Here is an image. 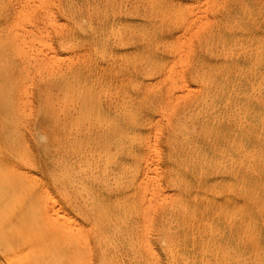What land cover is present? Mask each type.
I'll return each mask as SVG.
<instances>
[{
	"label": "rangeland",
	"instance_id": "374dc122",
	"mask_svg": "<svg viewBox=\"0 0 264 264\" xmlns=\"http://www.w3.org/2000/svg\"><path fill=\"white\" fill-rule=\"evenodd\" d=\"M169 1L170 0H127V1L126 0H60V1L59 0H39V1L38 0H28V1L27 0H23V1L22 0H0V9H1V7L4 8V9L0 10V28H1L0 29V31H1L0 32V45L2 44V46H3V47L2 46L0 47V54L2 51H4V49L6 50V53H7V54H5V52H2L1 55L3 58L0 57V60H1L0 61V76L3 75L2 77H0V113L2 111V113L0 114L1 115L0 116V123H1L0 124V131H2V133H0V136H3V137H0V142L3 141V143H4L3 145H2V143H0V195H1L0 196V264H121V263L122 264H124V263L125 264H148V263L149 264H164V263L170 264V262H172L171 264H175V261L178 264H264V234H263L264 228L262 229V226L264 225V178H263L264 177V171H263L264 170V138H263L264 137V129H263L264 128V116H263L264 115V91H263L264 85H263V83L261 84V82H264V69L261 68L264 65V62H263L264 61V45H263L264 44V40H263L264 39V28H263L264 27V18H263L264 8H262V7H264V0H250V1H247V0H240V1L235 0V1H233V0H231L233 2H231V1L229 2L228 0H219V2H218V0H208L207 2L204 0H191V1L190 0H185V1L184 0H171L170 2ZM202 1H204V2H202ZM254 1H256L255 5H253ZM40 2H42V3H40ZM101 2H102V4H101ZM252 2H253V4H252ZM221 3L222 4L224 3L223 6ZM233 3L236 4L237 6H235ZM200 4H202V5H200ZM127 5H128V7H127ZM225 5H226V7H225ZM227 5H228L229 9H227L228 8ZM239 5L242 7V9ZM188 6H189V8H188ZM26 7L28 10H26ZM30 7H32V8H30ZM55 7H57V8H55ZM223 7H225V8H223ZM24 8H25V10H24ZM46 8H48V9H46ZM114 8H115V10H114ZM116 9H118V10H116ZM190 9H191V11H190ZM196 9L198 12L196 11ZM224 9H226V10H224ZM107 10H109V12ZM141 10H143V11L141 12ZM146 10H148V11H146ZM218 10L219 11L221 10V11L219 12ZM223 11L224 12L226 11V12L224 13ZM229 11H232L231 12L232 14ZM23 12H25V13H23ZM96 12H97V14H96ZM101 12H103V13L100 14ZM136 12H137V14L139 12V15H138L139 17L137 16V14H135ZM146 12H147V15L145 14ZM189 12H190V14H189ZM1 13H2V15H1ZM60 13H61V15H60ZM141 13H143V14H141ZM219 13L222 14V17ZM238 13H239V15H238ZM21 14H23V15H21ZM140 14H141V16H140ZM6 15H7V18H6ZM143 15H145V16H143ZM20 16H24V17H20ZM27 16H29V17H27ZM44 16H45V18H44ZM126 16H127V18H126ZM243 16L245 19L243 18ZM8 17H10V18H8ZM119 17H121V18H119ZM137 17H138V19H137ZM141 17H143V18H141ZM241 17H242V19H241ZM28 18H29V20H28ZM112 18H113V20H112ZM125 18L127 21L125 20ZM139 18H141V20ZM236 18H237V20H236ZM66 19H68V20H66ZM70 19H72V20L70 21ZM114 19H115V21H114ZM121 19H123V21ZM200 19H201V21H200ZM144 20H146V22ZM147 20H148V24L151 23V24H149L150 26L146 24ZM250 20H251V22H250ZM69 21H70V23H69ZM103 21H104V23L102 24ZM194 21L197 25L194 23ZM225 21L227 24L225 23ZM182 22H183V24H182ZM205 22H207V23L205 24ZM234 22H236L235 25H234ZM9 23H11V24H9ZM16 23L18 24V27H17ZM47 23H48V25H47ZM49 23H51V24H49ZM198 23H199V25H198ZM220 23H221V25H223L222 27L224 30L221 29L222 27H221ZM38 24H40V25H38ZM99 24H102V25L100 26ZM116 25H118V26H116ZM213 25H214V27H213ZM34 26L36 27V30H35ZM261 26H262V28H261ZM31 27H32V29H31ZM71 27L72 28L74 27L73 31H72ZM167 27H169V28H167ZM231 27L232 28L234 27V28L232 29ZM255 27H256V30L258 32L255 30ZM5 28L7 31L5 30ZM20 28H22V29H20ZM44 28L48 29V30H45ZM103 28H104V31L102 30ZM147 28H148V30H147ZM236 28H237V30H235ZM3 29L5 30V32ZM97 29L99 30V32ZM105 29H107V31ZM110 29H112V30H110ZM118 29L120 32L118 31ZM136 29H137V31H136ZM169 29H170V31H169ZM197 29H198V31H196ZM29 30L34 31L32 33L33 34L35 33L37 35V39L36 38L34 39L32 37L33 38L32 41L34 43H32V41H29V40H31L30 34H32V33H30ZM86 30H88V32ZM90 30L92 32L94 31L95 33L94 32L92 33ZM132 30H134L133 33L135 35L132 33ZM218 30L220 32L221 31L222 32L220 33ZM253 30L255 32H252ZM18 31H20V32H18ZM233 31H234V33H233ZM239 31L240 32L242 31V33L240 34ZM90 32H91V34H90ZM114 32L116 33L115 35H114ZM119 33H121L120 35L122 36V37L120 36L121 40L117 39V38H119ZM178 33H179V35H178ZM202 33L204 35H202ZM35 34H34V37H36ZM68 34H69V36H68ZM189 34H190V36H189ZM95 35L97 38L95 37ZM104 35H105V37H104ZM116 35H118V36H116ZM184 35L187 36V38ZM236 35H238V36H236ZM250 35H252V36H250ZM136 36H137V38H136ZM22 37L27 38V39H25V42L26 43L28 42V45L26 44L27 46H25V44L22 43V42H24V41H22L23 39H21ZM76 37H77V40L75 41ZM233 37H235L236 39ZM18 38H20V41H22V42H19ZM28 38H30V39H28ZM38 38H40V39H38ZM131 38L135 39V40L132 41ZM209 38L210 39L212 38V39L210 40ZM245 38H246V41H245ZM144 39H146V40H144ZM170 39H172V40H170ZM256 39H257V41H256ZM88 40H90V41H88ZM197 40H198V42H197ZM235 40H237V41L235 42ZM58 41H59V43H58ZM217 41H218V43H217ZM63 42H65V43H63ZM132 42H134V43H132ZM68 43H69V45H68ZM84 43H86V45H83ZM91 43H92V45H91ZM213 43H215V44H213ZM32 44H34L35 46L32 47ZM80 44H81V46H80ZM180 44L182 47L180 46ZM208 44L209 45L213 44V45L209 46ZM237 44H238V46H237ZM20 45H21V48H20ZM22 45H23V49H22ZM186 45H187V48L184 49ZM29 46H31V47H29ZM168 46H170V47H168ZM175 46H176V48H175ZM198 46H199V48H198ZM225 46H226V48H225ZM24 47L29 48V49H26ZM146 47H148V48H146ZM204 47H205V49H204ZM31 48H32V50H31ZM132 48L133 49L135 48L134 51ZM144 48H146L148 51L145 49L147 51L146 52L144 50ZM212 48L214 50L215 49H217V50H215L213 53ZM25 49L27 50V52ZM154 49H156V50H154ZM220 49H221V51H220ZM237 49H239V50H237ZM114 50H115V53L113 52ZM201 50H202L203 54H202ZM235 50H237V51H235ZM28 51H30L31 54H27ZM70 51H72V52H70ZM73 51H74V53H73ZM98 51H100V52H98ZM8 52H9V55H8ZM24 52H26V53H24ZM37 52H39V53H37ZM151 52L155 55H153ZM164 52H166V54ZM225 52H227V53H225ZM242 52H244V53H242ZM248 52L250 54H247ZM45 53H47V55ZM52 53L54 55H52ZM83 54H84V56H83ZM95 54H97V55H95ZM99 54L102 55V57ZM55 55H56V57H55ZM90 55H92L93 57L91 56L92 57L91 58ZM107 55H108V57H107ZM112 55H114V56H112ZM149 55H151V56H149ZM165 55H166V57H165ZM176 55L178 56V59H177ZM27 56H28V58H27ZM60 56H62V57L66 56V57L64 59L62 57L59 58ZM233 56H234V58H233ZM245 56H246V58H245ZM254 56H255V58H254ZM67 57H68V59H67ZM143 57H144V59H143ZM242 57H244L245 59ZM29 58H30V60H29ZM49 58H51L52 61H53V59L54 60L56 59L53 62H55L54 64L57 63L56 64L57 68H56V65H53V63L51 61L50 62L48 61ZM57 58H59L60 61L57 60ZM70 58L73 61H71ZM102 58H103V60H102ZM127 58H128V60H127ZM145 58H146V60H145ZM44 59H45L46 63H47V61L49 63L46 64L44 62ZM131 59L134 63L131 61ZM182 59H184V60H182ZM61 60H63V62ZM69 60H70V62H69ZM84 60H85V62H84ZM160 60H162V61H160ZM25 61H27V63H28V61L31 62V63L30 62L28 63V64H30L29 68H28V65H26L27 63ZM40 61H41V63H40ZM107 61H109V62H107ZM143 61L145 62V64H143ZM232 61H234V63ZM88 62H89V64H87ZM123 62H126V63H123ZM111 63H112V65H111ZM118 63H121V64H118ZM50 64H51V66H53L52 68L49 67ZM113 64H114V66H113ZM140 64H141L142 68L140 67ZM165 64H167V65H165ZM23 65L24 66L26 65V66L24 67ZM84 65H86V66H84ZM125 65H126V67L123 68ZM138 65H139V67H138ZM158 65H159V67H158ZM231 65H232V67H231ZM106 66H107V69H106ZM116 66H118L120 68V71L118 69L117 72L116 71L113 72L114 70H116L118 68ZM226 66H228V67H226ZM243 66L245 68H243ZM58 67H59V69H58ZM156 67H157V69H161V70H157ZM229 67H231V68H229ZM18 68H20V69H18ZM139 68H141L142 71ZM80 69H81V71H80ZM85 69L87 71H85ZM128 69H129V72H128ZM137 69L140 71H138ZM232 69H234V70H232ZM235 69H236V71H235ZM242 69H244V70H242ZM252 69H253V72H252ZM92 70H93V72H92ZM132 70H134V73ZM255 70H257V71H255ZM42 71H44V72H42ZM53 71H54V73H53ZM60 71H61V73H60ZM123 71L124 72L126 71L125 73L127 76L125 75V73ZM188 71L192 75H190L188 73ZM238 71H240V73ZM6 72L8 75L6 74ZM45 72H47V73H45ZM153 72H155V74H157V75H154ZM170 72L172 73L173 78H172ZM10 73H12V74L10 75ZM25 73H26V75H25ZM82 73H84L85 75ZM104 73H106L108 76ZM127 73H129V75ZM201 73H203L204 75H201ZM234 73H235V76H234ZM40 74H41V76H40ZM96 74H98V76ZM110 74H111V77H110ZM112 74H113V76H112ZM118 74L119 75L121 74V75L119 76ZM152 74H153V76H152ZM188 74H189V77L191 76L193 78L187 77ZM196 74L197 75L199 74L198 75L199 77H197ZM218 74H219V76H218ZM248 74L250 77H248ZM38 75H39V77H38ZM50 75H52L50 77L51 79L49 78ZM158 75H160V76H158ZM239 75L241 76V78ZM22 76H24V77H22ZM59 76H61V77L63 76V77L61 78ZM102 76H103V78H102ZM164 76H165V78H164ZM178 76H179V78H178ZM181 76L183 78H181ZM200 76H202V77L204 76L203 79ZM113 77H114V79H113ZM142 77L145 79H143ZM258 77H259V79H258ZM3 78H5V79H3ZM10 78H13V79L11 80ZM52 78L56 79L55 80L56 83ZM82 78H84V79L82 80ZM118 78H120V79H118ZM124 78H125V80H124ZM168 78H171L170 81ZM196 78H198V79H196ZM47 79H49V80L47 81ZM60 79H61V82L64 81V83L60 82L61 83L60 84L59 83ZM96 79H97V81H96ZM102 79H103V81H102ZM134 79H136V80H134ZM139 79H140V82H139ZM151 79H152V81H151ZM189 79L191 81L193 79V81L191 82ZM194 79H196V81ZM199 79H201L202 81H200ZM253 79H254V81H253ZM17 81H18V83H17ZM149 81L151 82V84ZM155 81H157V82H155ZM159 81H161V82H159ZM12 82L16 86H14L12 84ZM129 82H131V83H129ZM212 82H215V83H212ZM154 83H156V84L158 83L157 86ZM194 83H195V85H194ZM115 84H116V86H115ZM163 84H165V85H163ZM250 84H253L254 86L251 87ZM147 85H150V86L147 87ZM162 85L166 88H163ZM181 85H183L184 87ZM217 85H218V89H219V90L217 89L218 92L216 91ZM62 86H64V87H62ZM151 86H152V88H151ZM161 86H162V89H161ZM168 86H169V88H168ZM177 86H178V88H177ZM214 86H215V90L213 88ZM78 87H80V88H78ZM129 87H130V89H129ZM224 87L225 88L227 87L226 90ZM257 87H259V91H258L259 93L257 92V89H258ZM12 88H14L15 90ZM92 88H94V89L92 90ZM126 88L128 90H124ZM251 88H254V89L251 90ZM109 89L111 91H109ZM157 89L158 90L161 89L162 93L160 92V90L157 91ZM163 89L165 92L163 91ZM229 89H231V90H229ZM246 89L247 90L250 89V91H247ZM125 91H127V92H125ZM128 91L129 92L131 91V93L129 94ZM172 91H173V94H172ZM228 91H229V95H228ZM2 92H4V93L2 94ZM108 92H109V94H108ZM117 92H118V94H117ZM156 92L158 95L156 94ZM181 92H183V93H181ZM219 92H220V94H219ZM39 93H40V96H39ZM121 93H122V95H121ZM174 93H176V95H174ZM103 94H105V95H103ZM149 94L151 95L150 99L153 103L149 99V97H150ZM177 94H179V95L177 96ZM255 94L257 96H255ZM25 95L27 97H25ZM127 95L129 97H127ZM147 95H148V99H147ZM170 95L173 99L170 97ZM1 96H2V98H1ZM104 96H106V97L104 98ZM113 96H114V98H113ZM132 96H133V99H132ZM177 97L179 98L178 100H177ZM139 99H141V100H139ZM235 99L237 101H235ZM38 100H39V102H38ZM63 101H64V103H62ZM89 101H90V103H89ZM129 101H130V103H129ZM156 101H157V103H156ZM104 102H106V103H104ZM112 102H114V103L112 104ZM131 102H132V104H131ZM159 102H160V104H159ZM235 102H236V104H235ZM6 103L8 104V106ZM45 103H46V105H45ZM77 103H79V104H77ZM151 103H152V105H151ZM181 103H183L182 104L183 106L181 105ZM229 103H233V104H229ZM124 104H125V106H124ZM148 104L151 106H147ZM202 104H204V105H202ZM209 104H210V106H209ZM228 104H229V106H227ZM41 105H44V107L43 106L41 107ZM55 105H56V107H55ZM113 105L116 107L115 109H114ZM145 105H146V107H145ZM120 106H122V107H120ZM73 107L76 108L77 110L74 109ZM107 107H108V109H107ZM110 107H112L113 109ZM161 107L163 109H161ZM223 107H224V109H223ZM40 108H42L43 110ZM122 108H124V110ZM158 108L160 109V111ZM206 108L207 109L209 108L210 110L209 109L207 110ZM110 109H112V110H110ZM139 109H142V110H139ZM204 109H205V111H204ZM245 109H246V111H245ZM20 110L24 113V115L22 112H20ZM155 110H157V111H155ZM161 110H162V112H161ZM192 110L194 112H192ZM230 110H232L231 111L232 113L230 112ZM233 110H235V111H233ZM113 111H115V112H113ZM187 111L188 112L191 111V112L188 113ZM225 111H226V113H225ZM253 111H254V113H253ZM11 112H13V113H11ZM56 112H57V114H56ZM61 112H62L64 117L62 116ZM66 112H68V113H66ZM149 112H151L152 114ZM165 112H166V114H165ZM238 112H239V114H238ZM119 113H120V115H119ZM154 113L156 116L154 115ZM201 113H203V114H201ZM229 113H230V115H229ZM7 114L9 116H7ZM138 114H140V115L138 116ZM143 114L146 116H144ZM173 114H175V115L173 116ZM178 114H179V116H177ZM224 114L226 116H224ZM233 114H234V116H233ZM4 115L7 116V118L9 120ZM19 115L22 117H19ZM67 115H69V116H67ZM121 116H123V117L121 118ZM124 116L126 117V119ZM140 116H142V117L140 118ZM9 117H11V118H9ZM232 117L234 118V120ZM242 117H244V118H242ZM245 117H246V119H245ZM248 117L249 118L251 117V118L249 119ZM19 118L20 119L22 118V121H20ZM146 119H147V121H146ZM172 119H173V121H172ZM175 119H176V122L174 121ZM125 120H127V121H125ZM18 121H19V123H18ZM118 121H120V122H118ZM252 121H254V122H252ZM261 121H263V122H261ZM141 122H143V123L145 122V124H143ZM167 122L169 124L173 125V126L170 125V126H172L173 129L169 126V124ZM236 122H238L240 125ZM173 123L175 125H177V128ZM234 123L236 125L237 124L238 125L234 126ZM77 124H79V125H77ZM95 124L97 125V127ZM123 124L125 126H123ZM144 125H146V126H144ZM208 125H209V127L206 128V126H208ZM38 126H40V127H38ZM69 126H70V128H69ZM217 126H218V128H217ZM240 126H242V127H240ZM255 126H256V128H255ZM9 127H12V128H9ZM94 127H96V129ZM142 127L144 128V130ZM154 127L157 129H155ZM259 127L262 129H260ZM132 128H135V129H133V131H132ZM204 128H206V129H204ZM213 128H214L215 132H214ZM139 129H141L142 131L141 130L139 131ZM255 129L256 130L259 129V131L256 132ZM115 130H116V132H115ZM135 130L137 132H135ZM172 130H174V131H172ZM175 130H176V132H175ZM42 131H44V132H42ZM51 131H52V133H51ZM177 131H178V134H177ZM56 132L59 134H57ZM15 133H16V135H15ZM54 133L58 136L56 137V135ZM153 133L156 135V136H153L154 141L152 138ZM203 133H204V135H203ZM208 133H209V135H208ZM9 134L10 135L12 134V135L10 136ZM52 134L55 136L53 137ZM109 134H110V136H109ZM175 134H177V136ZM180 134H181V136H180ZM259 134H261L262 136ZM18 135H19V137H18ZM113 136H115V137H113ZM10 137H11V139H10ZM124 138H125V140H124ZM129 138H130V140H128ZM59 139H60V141H59ZM69 139H70V141H69ZM144 139H145V141H144ZM149 139H150V142H149ZM213 139L216 142H214ZM79 140H81V141H79ZM189 140H190V142H189ZM52 141L54 144L52 143ZM123 141H125V142H123ZM184 141H185V143L183 144ZM187 141H188V143H187ZM10 142H12V143H10ZM121 142H123V143H121ZM197 142H198V144H197ZM218 142H219V144H218ZM68 143L70 144V146ZM72 143L75 144L76 146L75 145L73 146ZM128 143H129V145H128ZM16 144H18V145H16ZM133 144H134V146H133ZM135 144H136V146H135ZM185 144H186V146H185ZM211 144L212 145L214 144V145L212 146ZM77 145H79L80 148L77 147ZM127 145H128V147H127ZM152 145H155L157 147L152 148ZM164 145H166V146H164ZM10 146H11V148H10ZM248 146H249V148H248ZM27 147H29L30 149ZM136 147L137 148L139 147V148L137 149ZM188 147H189L190 151H189ZM56 149H57V152H56ZM163 149H165V150H163ZM154 150L156 151V153L154 152ZM191 150H192V152H191ZM223 150H224V152H223ZM202 151H203V153H202ZM110 152H112V153H110ZM123 152H124V154H123ZM256 152H258V153H256ZM29 153H31V154H29ZM63 154H65V155H63ZM86 155H87V157H86ZM89 155H90V157H89ZM94 155H95V157H94ZM187 155L189 158L187 157ZM191 155H193V156H191ZM234 155H235V157H234ZM84 156L86 158H84ZM219 157H221V158H219ZM88 158H89V160H88ZM151 158H154L155 160L154 159L151 160ZM190 158H191V160H190ZM217 158H219V159H217ZM61 159H62V161H61ZM139 160L142 164L139 162ZM148 160L149 161L151 160V161L149 162ZM74 161L78 165L74 164L75 163ZM164 161H167V163ZM183 161H184V163H182ZM57 162H59L60 164ZM97 164L98 165L100 164L99 167ZM117 165L119 167H116ZM139 165L141 168L139 167ZM154 165H155V167H154ZM164 165L166 166V168L164 167ZM147 166H150V168ZM202 166H203V168H201ZM113 168H114V170H113ZM171 168H173V169H171ZM16 169H18V170H16ZM96 169L98 171H96ZM139 169H140V172L138 171ZM200 169L202 170L201 173L198 172V170L200 171ZM152 170L155 171L157 174L155 172H153ZM184 170H185V172H183ZM144 172L146 173L145 175H144ZM150 172H151V174H154L155 177H154V175L152 176L150 174ZM236 172H238V173H236ZM99 173L102 175H100ZM112 173H114V177H113ZM91 175H93V176L96 175V176L93 177ZM133 175H134V177H133ZM149 175H150V177H149ZM164 175H165V177H164ZM186 175H188V176H186ZM55 176H56V178H55ZM74 176H76V178ZM106 176H107V178H106ZM142 176H144L143 178L145 180L143 178H142V180L140 179ZM84 177H86V178H84ZM95 177L97 178V180H95L96 179ZM101 177H102V179H101ZM108 177H110V178H108ZM135 177H136V179H135ZM111 178H114V181ZM154 178H156V179H154ZM167 178H168V180H167ZM151 179H153V180H151ZM65 180H66V182H65ZM106 180L108 182H106ZM157 180H158V182H157ZM171 180L172 181L174 180V181L172 182ZM57 181L60 184L57 183ZM61 181L64 184L63 186L61 184ZM122 181H123V183H122ZM144 181L148 182V183H145ZM67 182L68 183L70 182V183L68 184ZM105 182H106V184H105ZM142 182H144V186L146 188L148 186V190H146V188L143 187ZM150 183H151V185H150ZM173 183L178 188H176L173 185ZM67 185H69V186H67ZM71 185L74 188H76V190L74 188H72ZM103 185H104V187H103ZM114 185H115V187H114ZM119 186H121V187L119 188ZM150 186L151 187L153 186V187L150 188ZM63 187H64V189H66V188L68 189V190L66 189L67 192L63 189ZM124 187H125V189H124ZM165 187H167V188H165ZM77 188H78V190L79 189L80 190L78 191ZM44 189H45L46 194L43 192ZM61 189H63V190H61ZM72 189L74 191H72ZM47 190H48V193L51 195H49V194H48L49 196L47 195V192H46ZM82 190H83V192H82ZM187 190H188V192H187ZM63 191H64V193H63ZM69 191H71L72 193L74 192L76 194L73 193L74 194L73 195L70 192V195H69ZM80 191H81V193H80L81 195L78 194V192H80ZM58 192H61V193H58ZM163 192H164V194H162ZM169 192H171V193L169 194ZM167 193L169 194V196L172 195L173 197L172 196L169 197L167 195ZM82 195H83V197H82ZM86 195H89V196L86 197ZM147 195L148 196L150 195V196L148 197ZM45 196H47V198ZM63 196H65V197H63ZM74 196H76V197H74ZM163 196H164V199L161 200V198H163ZM49 197H50V199L47 200ZM84 197H86V198H84ZM145 197L148 200H149V198L154 197L151 199L155 203L152 200L148 201ZM67 198H69L71 201ZM73 198H75V199L77 198L78 202H77V199L75 200ZM176 198H178V199H176ZM82 199H83V201H82ZM51 200H52V202H51ZM67 200H69V201H67ZM73 200L75 202H73ZM84 200H85V202H87V205H86L87 209L90 213H92V215L89 214V212L87 211L86 208H83V207H85L84 205L86 204L84 202ZM202 200H203V202H202ZM81 202H82V204H84L83 206H82ZM144 202H146V203L144 204ZM149 202H151V203H149ZM67 203H69V205ZM72 203H73V206H72ZM89 203L90 204L93 203L91 205L92 206L94 205V206L91 207V205ZM151 204H152V206H151ZM78 205H80L79 208H78ZM175 205L178 208H176ZM70 206H72V207H70ZM74 206H75V208H74ZM146 206H147V208H146ZM45 207H46V209H45ZM80 207L82 208L81 210H80ZM89 207H90V209L91 208L92 209L90 210ZM133 207L134 208L136 207L135 210L133 209ZM137 207H138V211H137ZM171 207H172V209H171ZM179 207H180V209H179ZM140 209H142V210H140ZM150 209H152L151 211L153 213L152 212L149 213L148 210H150ZM75 211H77V213ZM80 211H82V212H80ZM78 212H79V214H78ZM133 212H135V214ZM148 213L150 214L151 217L149 216ZM85 214H86V216H85ZM87 215L89 217H87ZM161 215H163V217ZM91 216H93L94 218ZM78 217H80V218H78ZM85 217H87L86 220H85ZM149 217L151 220L149 219ZM113 218L115 219V221ZM163 218H166V219H163ZM189 218L191 221L189 220ZM229 218H231V219H229ZM112 219L114 222L112 221ZM147 220H150V221H147ZM94 221H95V223H94ZM165 221H166V224H164ZM148 222H149V224H148ZM190 222H191V224H190ZM94 224H96V225H94ZM156 224L157 225L161 224L162 226L161 225L157 226ZM192 224H193V226H192ZM231 224H233V225H231ZM146 225H149V227ZM94 226H95V229L93 228ZM144 226H146L145 228H146V230H148V232L145 231ZM120 227H121V229H120ZM151 227L153 229H151ZM151 230H153V231H151ZM156 230H157V232H156ZM93 231H95V232H93ZM144 232L148 233V235H146L147 233H145L146 239H144L145 238ZM93 233H95V234H93ZM115 235L117 237H115ZM120 235H121V237H120ZM98 236H100L99 237L100 239L98 238ZM112 238L115 239V243L113 241L114 239H112ZM126 238L128 240H126ZM147 238H148V241H147ZM116 239L118 241H116ZM119 239H120V241L121 240L123 241V242L121 241L122 245L120 244ZM98 240L100 242V245H99ZM103 240H104V242H103ZM109 241L111 242V244H114V245H111V244H110L111 246L108 245ZM136 241H138V242H136ZM124 242H126V243H124ZM149 242H150V244L148 245ZM151 242L153 243V245ZM131 243H132V245H130ZM145 243L147 244V246ZM104 244L106 245V247L104 246ZM191 244H192V246H191ZM129 245L131 248L129 247ZM151 245H152V248H150ZM113 246H115V248ZM100 247L102 249H100ZM104 247L106 248L105 250L103 249ZM120 247H121V249H120ZM147 247H149L150 249ZM156 247L158 250L156 249ZM127 249H128V252H127ZM101 250H103V251H101ZM162 250L164 251V253L162 252ZM123 251H125V252H123ZM130 254H131V256H130ZM216 254H217V256H216ZM103 255L105 256V258ZM170 255H173L171 257H172V259L174 258L175 261H174V259L173 260L171 259ZM206 255H207V257H205ZM139 256H140V258H139ZM122 259H123V262H122ZM201 261H202V263H201Z\"/></svg>",
	"mask_w": 264,
	"mask_h": 264
},
{
	"label": "bare ground",
	"instance_id": "6f19581e",
	"mask_svg": "<svg viewBox=\"0 0 264 264\" xmlns=\"http://www.w3.org/2000/svg\"><path fill=\"white\" fill-rule=\"evenodd\" d=\"M22 1H23V0H22ZM27 1H28V0H27ZM38 1H39V0H38ZM59 1H60V0H59ZM126 1H127V0H126ZM170 1H171V0H170ZM170 1H169V2H170ZM184 1H185V0H184ZM190 1H191V0H190ZM204 1L207 2L208 0H204ZM204 1H202V2H204ZM228 1L230 2L231 0H228ZM228 1H227V2H228ZM233 1H235V0H233ZM233 1H231V2H233ZM239 1H240V0H239ZM247 1H250V0H247ZM55 2H56V1H55ZM57 2H58V1H57ZM123 2H124V1H123ZM139 2H140V1H139ZM139 2H138V3H139ZM146 2H147V1H146ZM186 2H187V1H186ZM214 2H215V1H214ZM218 2H219V0H218ZM220 2H221V1H220ZM241 2H242V1H241ZM243 2H244V1H243ZM29 3H30V2H29ZM40 3H42V2H40ZM58 3H59V2H58ZM67 3H68V2H67ZM98 3H99V2H98ZM114 3H115V2H114ZM128 3H129V2H128ZM142 3H143V2H142ZM164 3H165V2H164ZM167 3H168V2H167ZM172 3H173V2H172ZM192 3H193V2H192ZM224 3H225V2H224ZM224 3H223V4H224ZM239 3H240V2H239ZM250 3H251V2H250ZM255 3H256V1H254V4H253V2H252L253 5H255ZM20 4H21V3H20ZM35 4H36V3H35ZM44 4H45V3H44ZM48 4H49V3H48ZM64 4H65V3H64ZM101 4H102V2H101ZM145 4H146V3H145ZM206 4H207V3H206ZM213 4H214V3H213ZM219 4H220V3H219ZM221 4H222V3H221ZM223 4H222V6H223ZM233 4H234V3H233ZM233 4H232V5H233ZM240 4H241V3H240ZM2 5H3V4H2ZM6 5H7V4H6ZM10 5H11V4H10ZM30 5H31V4H30ZM30 5H29V6H30ZM32 5H33V4H32ZM45 5H46V4H45ZM58 5H59V4H58ZM78 5H79V4H78ZM85 5H86V4H85ZM113 5H114V4H113ZM140 5H141V4H140ZM196 5H197V4H196ZM200 5H202V4H200ZM200 5H199V6H200ZM214 5H215V4H214ZM217 5H218V4H217ZM232 5H231V6H232ZM234 5L237 6L236 4H234ZM246 5H247V4H246ZM249 5H250V4H249ZM256 5H257V4H256ZM19 6H20V5H19ZM55 6H56V5H55ZM74 6H75V5H74ZM105 6H106V5H105ZM111 6H112V5H111ZM149 6H150V5H149ZM158 6H159V5H158ZM160 6H161V5H160ZM177 6H178V5H177ZM231 6H230V7H231ZM239 6H240V5H239ZM251 6H252V5H251ZM8 7H9V6H8ZM23 7H24V6H23ZM76 7H77V6H76ZM84 7H85V6H84ZM96 7H97V6H96ZM124 7H125V6H124ZM127 7H128V5H127ZM133 7H134V6H133ZM186 7H187V6H186ZM194 7H195V6H194ZM216 7H217V6H216ZM225 7H226V5H225ZM225 7H223V8H225ZM227 7H228V5H227ZM240 7H241V6H240ZM245 7H246V6H245ZM21 8H22V7H21ZM30 8H32V7H30ZM36 8H37V7H36ZM48 8H49V7H48ZM48 8H46V9H48ZM55 8H57V7H55ZM58 8H59V7H58ZM61 8H62V7H61ZM90 8H91V7H90ZM98 8H99V7H98ZM122 8H123V7H122ZM162 8H163V7H162ZM188 8H189V6H188ZM262 8H264V7H262ZM262 8H261V9H262ZM1 9H4V8L1 7ZM1 9H0V10H1ZM12 9H13V8H12ZM41 9H42V8H41ZM64 9H65V8H64ZM80 9H81V8H80ZM112 9H113V8H112ZM141 9H142V8H141ZM227 9H229V7H228ZM239 9H240V8H239ZM241 9H242V7H241ZM247 9H248V8H247ZM252 9H253V8H252ZM5 10H6V9H5ZM22 10H23V9H22ZM24 10H25V8H24ZM26 10H28L27 7H26ZM57 10H58V9H57ZM62 10H63V9H62ZM114 10H115V8H114ZM116 10H118V9H116ZM213 10H214V9H213ZM222 10H223V9H222ZM224 10H226V9H224ZM256 10H257V9H256ZM7 11H8V10H7ZM32 11H33V10H32ZM49 11H50V10H49ZM49 11H48V12H49ZM58 11H59V10H58ZM107 11L109 12V10H107ZM121 11H122V10H121ZM142 11H143V10H141V12H142ZM146 11H148V10H146ZM190 11H191V9H190ZM196 11H197V9H196ZM196 11H195V12H196ZM211 11H212V10H211ZM218 11H219V10H218ZM220 11H221V10H220ZM220 11H219V12H220ZM242 11H243V10H242ZM2 12H3V11H2ZM13 12H14V11H13ZM72 12H73V11H72ZM76 12H77V11H76ZM97 12H98V11H97ZM97 12H96V14H97ZM111 12H112V11H111ZM123 12H124V11H123ZM197 12H198V11H197ZM197 12H196V13H197ZM223 12H224V11H223ZM225 12H226V11H225ZM225 12H224V13H225ZM229 12L231 13L232 11H229ZM229 12H228V13H229ZM7 13H8V12H7ZM20 13H21V12H20ZM23 13H25V12H23ZM49 13H50V12H49ZM102 13H103V12H101L100 14H102ZM106 13H107V12H106ZM131 13H132V12H131ZM143 13H144V12H143ZM143 13H141V14H143ZM236 13H237V12H236ZM242 13H243V12H242ZM245 13H246V12H245ZM9 14H10V13H9ZM40 14H41V13H40ZM94 14H95V13H94ZM113 14H114V13H113ZM135 14H137V12H136ZM141 14H140V16H141ZM145 14L147 15V12H146ZM149 14H150V13H149ZM189 14H190V12H189ZM204 14H205V13H204ZM219 14H220V13H219ZM231 14H232V13H231ZM246 14H247V13H246ZM258 14H259V13H258ZM258 14H257V15H258ZM1 15H2V13H1ZM21 15H23V14H21ZM60 15H61V13H60ZM110 15H111V14H110ZM132 15H133V14H132ZM138 15H139V12H138L137 16H138ZM196 15H197V14H196ZM196 15H195V16H196ZM215 15H216V14H215ZM220 15H221V17H222V14H220ZM238 15H239V13H238ZM242 15H243V14H242ZM253 15H254V14H253ZM262 15H263V14H262ZM9 16H10V15H9ZM13 16H14V15H13ZM69 16H70V15H69ZM130 16H131V15H130ZM143 16H145V15H143ZM148 16H149V15H148ZM154 16H155V15H154ZM175 16H176V15H175ZM175 16H174V17H175ZM182 16H183V15H182ZM197 16H198V15H197ZM197 16H196V17H197ZM213 16H214V15H213ZM216 16H217V15H216ZM223 16H224V15H223ZM236 16H237V15H236ZM20 17H24V16H20ZM25 17H26V16H25ZM27 17H29V16H27ZM42 17H43V16H42ZM108 17H109V16H108ZM110 17H111V16H110ZM138 17H139V16H138ZM138 17H137V19H138ZM158 17H159V16H158ZM160 17H161V16H160ZM228 17H229V16H228ZM239 17H240V16H239ZM246 17H247V16H246ZM6 18H7V15H6ZM8 18H10V17H8ZM44 18H45V16H44ZM119 18H121V17H119ZM126 18H127V16H126ZM126 18H125V20H126ZM141 18H143V17H141ZM141 18H139V19L141 20ZM147 18H148V17H147ZM161 18H162V17H161ZM184 18H185V17H184ZM202 18H203V17H202ZM214 18H215V17H214ZM229 18H230V17H229ZM237 18H238V17H237ZM237 18H236V20H237ZM243 18H244V16H243ZM251 18H252V17H251ZM251 18H250V19H251ZM256 18H257V17H256ZM263 18H264V16H263ZM48 19H49V18H48ZM116 19H117V18H116ZM133 19H134V18H133ZM153 19H154V18H153ZM188 19H189V18H188ZM208 19H209V18H208ZM220 19H221V18H220ZM238 19H239V18H238ZM241 19H242V17H241ZM244 19H245V18H244ZM246 19H247V18H246ZM28 20H29V18H28ZM66 20H68V19H66ZM71 20H72V19H70V21H71ZM104 20H105V19H104ZM110 20H111V19H110ZM110 20H109V21H110ZM112 20H113V18H112ZM117 20H118V19H117ZM121 20L123 21V19H121ZM125 20H124V21H125ZM142 20H143V19H142ZM159 20H160V19H159ZM167 20H168V19H167ZM173 20H174V19H173ZM202 20H203V19H202ZM43 21H44V20H43ZM46 21H47V20H46ZM50 21H51V20H50ZM70 21H69V23H70ZM105 21H106V20H105ZM114 21H115V19H114ZM122 21H121V22H122ZM126 21H127V20H126ZM137 21H138V20H137ZM144 21L146 22V20H144ZM157 21H158V20H157ZM170 21H171V20H170ZM200 21H201V19H200ZM215 21H216V20H215ZM222 21H223V20H222ZM226 21H227V20H226ZM226 21H225V23H226ZM234 21H235V20H234ZM31 22H32V21H31ZM135 22H136V21H135ZM138 22H139V21H138ZM140 22H141V21H140ZM187 22H188V21H187ZM207 22H208V21H207ZM207 22H205V24H206ZM216 22H217V21H216ZM232 22H233V21H232ZM250 22H251V20H250ZM53 23H54V22H53ZM99 23H100V22H99ZM103 23H104V21L102 22V24H103ZM108 23H109V22H108ZM118 23H119V22H118ZM131 23H132V22H131ZM172 23H173V22H172ZM175 23H176V22H175ZM175 23H174V24H175ZM194 23H195V21H194ZM202 23H203V22H202ZM228 23H229V22H228ZM235 23H236V22H234V25H235ZM241 23H242V22H241ZM245 23H246V22H245ZM253 23H254V22H253ZM257 23H258V22H257ZM259 23H260V22H259ZM9 24H11V23H9ZM16 24H17V23H16ZM19 24H20V23H19ZM25 24H26V23H25ZM35 24H36V23H35ZM49 24H51V23H49ZM102 24H99V25L101 26ZM111 24H112V23H111ZM114 24H115V23H114ZM125 24H126V23H125ZM132 24H133V23H132ZM146 24L149 25V24H151V23L148 24V20H147V23H146ZM156 24H157V23H156ZM178 24H179V23H178ZM182 24H183V22H182ZM195 24H196V23H195ZM226 24H227V23H226ZM237 24H238V23H237ZM251 24H252V23H251ZM38 25H40V24H38ZM47 25H48V23H47ZM107 25H108V24H107ZM138 25H139V24H138ZM166 25H167V24H166ZM196 25H197V24H196ZM198 25H199V23H198ZM220 25H221V23H220ZM224 25H225V24H224ZM229 25H230V24H229ZM240 25H241V24H240ZM22 26H23V25H22ZM41 26H42V25H41ZM41 26H40V27H41ZM45 26H46V25H45ZM116 26H118V25H116ZM116 26H115V27H116ZM132 26H133V25H132ZM135 26H136V25H135ZM149 26H150V25H149ZM152 26H153V25H152ZM202 26H203V25H202ZM206 26H207V25H206ZM215 26H216V25H215ZM222 26H223V25H221V27H222ZM227 26H228V25H227ZM5 27H6V26H5ZM14 27H15V26H14ZM17 27H18V24H17ZM20 27H21V26H20ZM37 27H38V26H37ZM46 27H47V26H46ZM55 27H56V26H55ZM59 27H60V26H59ZM104 27H105V26H104ZM108 27H109V26H108ZM199 27H200V26H199ZM211 27H212V26H211ZM211 27H210V28H211ZM213 27H214V25H213ZM217 27H218V26H217ZM237 27H238V26H237ZM6 28H7V27H6ZM6 28H5V30H6ZM34 28H35V30H36V27H35V26H34ZM71 28H72V27H71ZM73 28H74V27H73ZM73 28H72V31H73ZM80 28H81V27H80ZM90 28H91V27H90ZM151 28H152V27H151ZM151 28H150V29H151ZM153 28H154V27H153ZM167 28H169V27H167ZM186 28H187V27H186ZM210 28H209V29H210ZM215 28H216V27H215ZM224 28H225V27H224ZM231 28H232V27H231ZM233 28H234V27H233ZM233 28H232V29H233ZM261 28H262V26H261ZM263 28H264V27H263ZM0 29H1V28H0ZM12 29H13V28H12ZM14 29H15V28H14ZM20 29H22V28H20ZM26 29H27V28H26ZM31 29H32V27H31ZM42 29H43V28H42ZM44 29H45V28H44ZM95 29H96V28H95ZM95 29H94V30H95ZM113 29H114V28H113ZM119 29H120V28H119ZM119 29H118V31H119ZM137 29H138V28H137ZM137 29H136V31H137ZM150 29H149V30H150ZM190 29H191V28H190ZM221 29H223V27H222ZM225 29H226V28H225ZM253 29H254V28H253ZM3 30H4V29H3ZM5 30H4V32H5ZM16 30H17V29H16ZM27 30H28V29H27ZM37 30H38V29H37ZM45 30H48V29H45ZM68 30H69V29H68ZM78 30H79V29H78ZM88 30H89V29H88ZM88 30H86V31L88 32ZM91 30H92V29H91ZM91 30H90V31H91ZM97 30H98V29H97ZM102 30L104 31V28H103ZM105 30L107 31V29H105ZM110 30H112V29H110ZM120 30H121V29H120ZM129 30H130V29H129ZM141 30H142V29H141ZM147 30H148V28H147ZM153 30H154V29H153ZM166 30H167V29H166ZM223 30H224V29H223ZM235 30H237V28H236ZM255 30H256V27H255ZM6 31H7V30H6ZM29 31H30V33L34 32V31H32V30H29ZM61 31H62V30H61ZM95 31H96V30H95ZM133 31H134V30H132V33H133ZM162 31H163V30H162ZM169 31H170V29H169ZM184 31H185V30H184ZM196 31H198V29H197ZM218 31H219V30H218ZM242 31H243V30H242ZM242 31H241V32L239 31L240 34L242 33ZM256 31H257V30H256ZM260 31H261V30H260ZM260 31H259V32H260ZM262 31H263V30H262ZM0 32H1V31H0ZM15 32H16V31H15ZM18 32H20V31H18ZM39 32H40V31H39ZM63 32H64V31H63ZM78 32H79V31H78ZM78 32H77V33H78ZM91 32H92V31H91ZM91 32H90V34H91ZM93 32H94V31H93ZM93 32H92V33H93ZM98 32H99V30H98ZM119 32H120V31H119ZM216 32H217V31H216ZM219 32H220V31H219ZM221 32H222V31H221ZM221 32H220V33H221ZM244 32H245V31H244ZM246 32H247V31H246ZM252 32H255V31L253 30ZM257 32H258V31H257ZM10 33H11V32H10ZM13 33H14V32H13ZM75 33H76V32H75ZM94 33H95V32H94ZM110 33H111V32H110ZM117 33H118V32H117ZM121 33H122V32H121ZM121 33H119V38H117L118 40L120 39V36H121L120 34H121ZM190 33H191V32H190ZM193 33H194V32H193ZM203 33H204V32H203ZM203 33H202V35H204ZM212 33H213V32H212ZM233 33H234V31H233ZM262 33H263V32H262ZM6 34H7V33H6ZM34 34H35V33H34ZM34 34H33V33L30 34V36H31V40H29V41H32L33 38H34V39H35V38L37 39V35L35 34L36 37H34ZM47 34H48V33H47ZM81 34H82V33H81ZM115 34H116V33L114 32V35H115ZM133 34H134V33H133ZM133 34H132V35H133ZM145 34H146V33H145ZM158 34H159V33H158ZM165 34H166V33H165ZM167 34H168V33H167ZM183 34H184V33H183ZM200 34H201V33H200ZM224 34H225V33H224ZM230 34H231V33H230ZM244 34H245V33H244ZM248 34H249V33H248ZM21 35H22V34H21ZM21 35H20V36H21ZM23 35H24V34H23ZM60 35H61V34H60ZM79 35H80V34H79ZM79 35H78V36H79ZM98 35H99V34H98ZM123 35H124V34H123ZM134 35H135V34H134ZM163 35H164V34H163ZM169 35H170V34H169ZM178 35H179V33H178ZM192 35H193V34H192ZM208 35H209V34H208ZM219 35H220V34H219ZM221 35H222V34H221ZM20 36H19V37H20ZM24 36H25V35H24ZM68 36H69V34H68ZM80 36H81V35H80ZM99 36H100V35H99ZM109 36H110V35H109ZM116 36H118V35H116ZM130 36H131V35H130ZM139 36H140V35H139ZM161 36H162V35H161ZM182 36H183V35H182ZM184 36H185V35H184ZM189 36H190V34H189ZM197 36H198V35H197ZM234 36H235V35H234ZM236 36H238V35H236ZM245 36H246V35H245ZM250 36H252V35H250ZM32 37H33V38H32ZM65 37H66V36H65ZM72 37H73V36H72ZM81 37H82V36H81ZM95 37H96V35H95ZM104 37H105V35H104ZM121 37H122V36H121ZM131 37H132V36H131ZM175 37H176V36H175ZM185 37L187 38V36H185ZM198 37H199V36H198ZM202 37H203V36H202ZM204 37H205V36H204ZM239 37H240V36H239ZM10 38H11V37H10ZM89 38H90V37H89ZM96 38H97V37H96ZM136 38H137V36H136ZM139 38H140V37H139ZM141 38H142V37H141ZM178 38H179V37H178ZM190 38H191V37H190ZM200 38H201V37H200ZM207 38H208V37H207ZM233 38H235V37H233ZM247 38H248V37H247ZM16 39H17V38H16ZM18 39H19V40H18L19 42L24 41V42H22V43H24L25 46L28 45V42H27V43L25 42V39H27V38L22 37V38H21V39H23L22 41H20V38H18ZM28 39H30V38H28ZM38 39H40V38H38ZM48 39H49V38H48ZM63 39H64V38H63ZM82 39H83V38H82ZM113 39H114V38H113ZM131 39H132V38H131ZM131 39H130V40H131ZM173 39H174V38H173ZM180 39H181V38H180ZM209 39H210V38H209ZM211 39H212V38H211ZM211 39H210V40H211ZM216 39H217V38H216ZM235 39H236V38H235ZM240 39H241V38H240ZM41 40H42V39H41ZM61 40H62V39H61ZM69 40H70V39H69ZM76 40H77V37H76L75 41H76ZM99 40H100V39H99ZM99 40H98V41H99ZM120 40H121V39H120ZM133 40H135V39H132V41H133ZM138 40H139V39H138ZM144 40H146V39H144ZM162 40H163V39H162ZM170 40H172V39H170ZM181 40H182V39H181ZM185 40H186V39H185ZM188 40H189V39H188ZM207 40H208V39H207ZM249 40H250V39H249ZM263 40H264V39H263ZM82 41H83V40H82ZM84 41H85V40H84ZM88 41H90V40H88ZM115 41H116V40H115ZM136 41H137V40H136ZM139 41H140V40H139ZM179 41H180V40H179ZM186 41H187V40H186ZM189 41H190V40H189ZM236 41H237V40H235V42H236ZM245 41H246V38H245ZM256 41H257V39H256ZM258 41H259V40H258ZM36 42H37V41H36ZM38 42H39V41H38ZM69 42H70V41H69ZM94 42H95V41H94ZM116 42H117V41H116ZM151 42H152V41H151ZM177 42H178V41H177ZM181 42H182V41H181ZM197 42H198V40H197ZM200 42H201V41H200ZM229 42H230V41H229ZM231 42H232V41H231ZM2 43H3V42H2ZM30 43H31V42H30ZM32 43H34V42L32 41ZM50 43H51V42H50ZM58 43H59V41H58ZM63 43H65V42H63ZM81 43H82V42H81ZM114 43H115V42H114ZM132 43H134V42H132ZM162 43H163V42H162ZM164 43H165V42H164ZM187 43H188V42H187ZM189 43H190V42H189ZM217 43H218V41H217ZM221 43H222V42H221ZM221 43H220V44H221ZM3 44H4V43H3ZM8 44H9V43H8ZM17 44H18V43H17ZM19 44H20V43H19ZM26 44H27V45H26ZM73 44H74V43H73ZM78 44H79V43H78ZM139 44H140V43H139ZM201 44H202V43H201ZM213 44H215V43H213ZM213 44H212V45H213ZM224 44H225V43H224ZM233 44H234V43H233ZM68 45H69V43H68ZM68 45H67V46H68ZM83 45H86V43H84ZM91 45H92V43H91ZM208 45H209V44H208ZM212 45H209V46H212ZM225 45H226V44H225ZM253 45H254V44H253ZM263 45H264V44H263ZM1 46H2V44L0 45V47H1ZM33 46H35V45L32 44V47H33ZM80 46H81V44H80ZM80 46H79V47H80ZM93 46H94V45H93ZM93 46H92V47H93ZM96 46H97V45H96ZM115 46H116V45H115ZM124 46H125V45H124ZM140 46H141V45H140ZM180 46H181V44H180ZM205 46H206V45H205ZM221 46H222V45H221ZM237 46H238V44H237ZM248 46H249V45H248ZM2 47H3V46H2ZM18 47H19V46H18ZM29 47H31V46H29ZM36 47H37V46H36ZM83 47H84V46H83ZM88 47H89V46H88ZM92 47H91V48H92ZM133 47H134V46H133ZM141 47H142V46H141ZM161 47H162V46H161ZM168 47H170V46H168ZM181 47H182V46H181ZM201 47H202V46H201ZM219 47H220V46H219ZM219 47H218V48H219ZM239 47H240V46H239ZM239 47H238V48H239ZM252 47H253V46H252ZM254 47H255V46H254ZM20 48H21V45H20ZM24 48H26V47H24ZM34 48H35V47H34ZM38 48H39V47H38ZM64 48H65V47H64ZM72 48H73V47H72ZM72 48H71V49H72ZM86 48H87V47H86ZM119 48H120V47H119ZM125 48H126V47H125ZM146 48H148V47H146ZM146 48H144V50H145ZM162 48H163V47H162ZM175 48H176V46H175ZM186 48H187V45L185 46L184 49H186ZM198 48H199V46H198ZM208 48H209V47H208ZM208 48H207V49H208ZM225 48H226V46H225ZM245 48H246V47H245ZM1 49H2V48H1ZM12 49H13V48H12ZM22 49H23V45H22ZM26 49H29V48H26ZM26 49H25V50H26ZM35 49H36V48H35ZM49 49H50V48H49ZM58 49H59V48H58ZM60 49H61V48H60ZM71 49H70V50H71ZM130 49H131V48H130ZM132 49H133V48H132ZM134 49H135V48H134ZM134 49H133V51H134ZM142 49H143V48H142ZM151 49H152V48H151ZM164 49H165V48H164ZM204 49H205V47H204ZM207 49H206V50H207ZM209 49H210V48H209ZM212 49H213V48H212ZM234 49H235V48H234ZM234 49H233V50H234ZM240 49H241V48H240ZM31 50H32V48H31ZM39 50H40V49H39ZM39 50H38V51H39ZM79 50H80V49H79ZM83 50H84V49H83ZM97 50H98V49H97ZM117 50H118V49H117ZM137 50H138V49H137ZM146 50H147V49H146ZM146 50H145V51H146ZM154 50H156V49H154ZM215 50H217V49H215ZM215 50H214V49L212 50L213 53H214ZM218 50H219V49H218ZM225 50H226V49H225ZM233 50H232V51H233ZM237 50H239V49H237ZM237 50H235V51H237ZM241 50H242V49H241ZM254 50H255V49H254ZM44 51H45V50H44ZM64 51H65V50H64ZM85 51H86V50H85ZM92 51H93V50H92ZM125 51H126V50H125ZM147 51H148V50H147ZM147 51H146V52H147ZM167 51H168V50H167ZM180 51H181V50H180ZM184 51H185V50H184ZM204 51H205V50H204ZM209 51H210V50H209ZM212 51H211V52H212ZM220 51H221V49H220ZM222 51H223V50H222ZM250 51H251V50H250ZM2 52H5V54H7L5 49H4V51H2ZM2 52H1V54H2ZM26 52H27V50H26ZM26 52H24V53H26ZM70 52H72V51H70ZM98 52H100V51H98ZM102 52H103V51H102ZM113 52L115 53V50H114ZM127 52H128V51H127ZM140 52H141V51H140ZM153 52H154V51H153ZM169 52H170V51H169ZM169 52H168V53H169ZM172 52H173V51H172ZM175 52H176V51H175ZM186 52H187V51H186ZM193 52H194V51H193ZM201 52H202V50H201ZM216 52H217V51H216ZM223 52H224V51H223ZM253 52H254V51H253ZM16 53H17V52H16ZM18 53H19V52H18ZM37 53H39V52H37ZM42 53H43V52H42ZM55 53H56V52H55ZM73 53H74V51H73ZM151 53H152V52H151ZM151 53H150V54H151ZM156 53H157V52H156ZM161 53H162V52H161ZM164 53L166 54V52H164ZM164 53H163V54H164ZM170 53H171V52H170ZM173 53H174V52H173ZM178 53H179V52H178ZM195 53H196V52H195ZM204 53H205V52H204ZM207 53H208V52H207ZM217 53H218V52H217ZM225 53H227V52H225ZM242 53H244V52H242ZM1 54H0V55H1ZM27 54H31V52L28 51ZM27 54H26V55H27ZM45 54L47 55V53H45ZM49 54H50V53H49ZM100 54H101V53H100ZM100 54H99V55H100ZM106 54H107V53H106ZM142 54H143V53H142ZM152 54H153V53H152ZM159 54H160V53H159ZM159 54H158V55H159ZM175 54H176V53H175ZM183 54H184V53H183ZM193 54H194V53H193ZM202 54H203V52H202ZM223 54H224V53H223ZM228 54H229V53H228ZM230 54H231V53H230ZM247 54H250V53L248 52ZM8 55H9V52H8ZM8 55H7V56H8ZM52 55H54V54L52 53ZM60 55H61V54H60ZM64 55H65V54H64ZM87 55H88V54H87ZM95 55H97V54H95ZM95 55H94V56H95ZM153 55H155V54H153ZM153 55H152V56H153ZM177 55H178V54H177ZM177 55H176V56H177ZM208 55H209V54H208ZM231 55H232V54H231ZM233 55H234V54H233ZM242 55H243V54H242ZM28 56H29V55H28ZM28 56H27V58H28ZM30 56H31V55H30ZM79 56H80V55H79ZM83 56H84V54H83ZM91 56H92V55H90V57H91ZM100 56L102 57V55H100ZM112 56H114V55H112ZM147 56H148V55H147ZM149 56H151V55H149ZM169 56H170V55H169ZM186 56H187V55H186ZM228 56H229V55H228ZM240 56H241V55H240ZM262 56H263V55H262ZM0 57L3 58L2 55H1ZM14 57H15V56H14ZM55 57H56V55H55ZM61 57H62V56H60L59 58H61ZM65 57H66V56H65ZM65 57L63 56L62 58L65 59ZM73 57H74V56H73ZM87 57H88V56H87ZM92 57H93V56H92ZM92 57H91V58H92ZM107 57H108V55H107ZM115 57H116V56H115ZM117 57H118V56H117ZM153 57H154V56H153ZM158 57H159V56H158ZM163 57H164V56H163ZM165 57H166V55H165ZM193 57H194V56H193ZM193 57H192V58H193ZM231 57H232V56H231ZM231 57H230V58H231ZM6 58H7V57H6ZM22 58H23V57H22ZM53 58H54V57H53ZM59 58H57V60L60 61ZM71 58H72V57H71ZM71 58H70V60L73 61V60H72L73 58H72V59H71ZM85 58H86V57H85ZM99 58H100V57H99ZM99 58H98V59H99ZM113 58H114V57H113ZM113 58H112V59H113ZM120 58H121V57H120ZM124 58H125V57H124ZM154 58H155V57H154ZM233 58H234V56H233ZM242 58H244V57H242ZM245 58H246V56H245ZM245 58H244V59H245ZM254 58H255V56H254ZM17 59H18V58H17ZM49 59H50V60H49ZM49 59H48V61H49V62L51 61V62L53 63V65H56V64H57V63L54 64L55 62H53V61H55L56 59H55V60L53 59V61H52L51 58H49ZM67 59H68V57H67ZM67 59H66V60H67ZM87 59H88V58H87ZM89 59H90V58H89ZM95 59H96V58H95ZM143 59H144V57H143ZM159 59H160V58H159ZM177 59H178V56H177ZM217 59H218V58H217ZM3 60H4V59H3ZM29 60H30V58H29ZM70 60H69V62H70ZM77 60H78V59H77ZM102 60H103V58H102ZM116 60H117V59H116ZM118 60H119V59H118ZM127 60H128V58H127ZM139 60H140V59H139ZM145 60H146V58H145ZM182 60H184V59H182ZM191 60H192V59H191ZM213 60H214V59H213ZM0 61H1V60H0ZM6 61H7V60H6ZM21 61H22V60H21ZM41 61H42V60H41ZM41 61H40V63H41ZM48 61H47V63H46V61H45V59H44V62H45L46 64L49 63ZM61 61L63 62V60H61ZM86 61H87V60H86ZM95 61H96V60H95ZM95 61H94V62H95ZM100 61H101V60H100ZM119 61H120V60H119ZM131 61H132V59H131ZM160 61H162V60H160ZM178 61H179V60H178ZM216 61H217V60H216ZM4 62H5V61H4ZM16 62H17V61H16ZM16 62H15V63H16ZM23 62H24V61H23ZM25 62L27 63V61H25ZM29 62H30V61H28V63H29ZM84 62H85V60H84ZM89 62H90V61H89ZM89 62H88L87 64H89ZM107 62H109V61H107ZM111 62H112V61H111ZM132 62H133V61H132ZM138 62H139V61H138ZM138 62H137V63H138ZM163 62H164V61H163ZM172 62H173V61H172ZM179 62H180V61H179ZM184 62H185V61H184ZM232 62L234 63V61H232ZM244 62H245V61H244ZM253 62H254V61H253ZM263 62H264V61H263ZM5 63H6V62H5ZM28 63H27L26 65H28V68H29L30 64H28ZM30 63H31V62H30ZM92 63H93V62H92ZM99 63H100V62H99ZM113 63H114V62H113ZM123 63H126V62H123ZM133 63H134V62H133ZM175 63H176V62H175ZM180 63H181V62H180ZM1 64H2V63H1ZM24 64H25V63H24ZM37 64H38V63H37ZM66 64H67V63H66ZM85 64H86V63H85ZM97 64H98V63H97ZM118 64H121V63H118ZM118 64H117V65H118ZM129 64H130V63H129ZM143 64H145L144 61H143ZM150 64H151V63H150ZM182 64H183V63H182ZM201 64H202V63H201ZM231 64H232V63H231ZM246 64H247V63H246ZM248 64H249V63H248ZM257 64H258V63H257ZM6 65H7V64H6ZM16 65H17V64H16ZM26 65H25V66H26ZM39 65H40V64H39ZM43 65H44V64H43ZM76 65H77V64H76ZM93 65H94V64H93ZM111 65H112V63H111ZM115 65H116V64H115ZM165 65H167V64H165ZM175 65H176V64H175ZM190 65H191V64H190ZM193 65H194V64H193ZM198 65H199V64H198ZM235 65H236V64H235ZM242 65H243V64H242ZM1 66H2V65H1ZM17 66H18V65H17ZM23 66H24V65H23ZM25 66H24V67H25ZM44 66H45V65H44ZM74 66H75V65H74ZM84 66H86V65H84ZM95 66H96V65H95ZM113 66H114V64H113ZM151 66H152V65H151ZM156 66H157V65H156ZM254 66H255V65H254ZM254 66H253V67H254ZM6 67H7V66H6ZM19 67H20V66H19ZM38 67H39V66H38ZM38 67H37V68H38ZM49 67L52 68L53 66H51V64H50ZM64 67H65V66H64ZM79 67H80V66H79ZM88 67H89V66H88ZM109 67H110V66H109ZM116 67H118V66H116ZM116 67H115V68H116ZM125 67H126V65H125L123 68H125ZM131 67H132V66H131ZM131 67H130V68H131ZM138 67H139V65H138ZM140 67H141V64H140ZM158 67H159V65H158ZM175 67H176V66H175ZM185 67H186V66H185ZM226 67H228V66H226ZM231 67H232V65H231ZM231 67H229V68H231ZM233 67H234V66H233ZM236 67H237V66H236ZM4 68H5V67H4ZM15 68H16V67H15ZM28 68H27V69H28ZM34 68H35V67H34ZM41 68H42V67H41ZM45 68H46V67H45ZM47 68H48V67H47ZM56 68H57V65H56ZM68 68H69V67H68ZM73 68H74V67H73ZM85 68H86V67H85ZM97 68H98V67H97ZM97 68H96V69H97ZM136 68H137V67H136ZM136 68H135V69H136ZM141 68H142V67H141ZM141 68H139V69H141ZM177 68H178V67H177ZM243 68H245V67L243 66ZM261 68L264 69V65H263V67H261ZM1 69H2V68H1ZM7 69H8V68H7ZM11 69H12V68H11ZM18 69H20V68H18ZM58 69H59V67H58ZM65 69H66V68H65ZM83 69H84V68H83ZM106 69H107V66H106ZM106 69H105V70H106ZM118 69H119V71H120V68L118 67V68H117L116 70H114L113 72H115V71L117 72ZM156 69H157V67H156ZM167 69H168V68H167ZM196 69H197V68H196ZM237 69H238V68H237ZM257 69H258V68H257ZM13 70H14V69H13ZM13 70H12V71H13ZM28 70H29V69H28ZM33 70H34V69H33ZM41 70H42V69H41ZM69 70H70V69H69ZM88 70H89V69H88ZM94 70H95V69H94ZM123 70H124V69H123ZM125 70H126V69H125ZM137 70H138V69H137ZM157 70H161V69H157ZM178 70H179V69H178ZM222 70H223V69H222ZM222 70H221V71H222ZM232 70H234V69H232ZM232 70H231V71H232ZM242 70H244V69H242ZM260 70H261V69H260ZM6 71H7V70H6ZM17 71H18V70H17ZM39 71H40V70H39ZM66 71H67V70H66ZM80 71H81V69H80ZM85 71H87V70L85 69ZM85 71H84V72H85ZM132 71H133V73H134V70H132ZM138 71H140V70H138ZM141 71H142V69H141ZM144 71H145V70H144ZM147 71H148V70H147ZM150 71H151V70H150ZM194 71H195V70H194ZM199 71H200V70H199ZM211 71H212V70H211ZM221 71H220V72H221ZM235 71H236V69H235ZM246 71H247V70H246ZM255 71H257V70H255ZM261 71H262V70H261ZM1 72H2V71H1ZM21 72H22V71H21ZM28 72H29V71H28ZM42 72H44V71H42ZM64 72H65V71H64ZM92 72H93V70H92ZM96 72H97V71H96ZM121 72H122V71H121ZM123 72H124V71H123ZM125 72H126V71H125ZM125 72H124V73H125ZM128 72H129V69H128ZM135 72H136V71H135ZM155 72H156V71H155ZM155 72H153L154 75H157V74H155ZM157 72H158V71H157ZM160 72H161V71H160ZM167 72H168V71H167ZM185 72H186V71H185ZM238 72L240 73V71H238ZM242 72H243V71H242ZM248 72H249V71H248ZM248 72H247V73H248ZM252 72H253V69H252ZM14 73H15V72H14ZM45 73H47V72H45ZM50 73H51V72H50ZM53 73H54V71H53ZM60 73H61V71H60ZM85 73H86V72H85ZM107 73H108V72H107ZM111 73H112V72H111ZM131 73H132V72H131ZM131 73H130V74H131ZM137 73H138V72H137ZM137 73H136V74H137ZM141 73H142V72H141ZM144 73H145V72H144ZM162 73H163V72H162ZM170 73H171V72H170ZM170 73H169V74H170ZM188 73L190 74L189 71H188ZM198 73H199V72H198ZM247 73H246V74H247ZM257 73H258V72H257ZM6 74H7V72H6ZM11 74H12V73H10V75H11ZM42 74H43V73H42ZM58 74H59V73H58ZM65 74H66V73H65ZM74 74H75V73H74ZM76 74H77V73H76ZM80 74H81V73H80ZM82 74H84V73H82ZM104 74H106V73H104ZM121 74H122V73H121ZM121 74H120V75H121ZM127 74L129 75V73H127ZM147 74H148V73H147ZM177 74H178V73H177ZM189 74H188L187 77H189ZM225 74H226V73H225ZM225 74H224V75H225ZM241 74H242V73H241ZM251 74H252V73H251ZM7 75H8V74H7ZM25 75H26V73H25ZM28 75H29V74H28ZM60 75H61V74H60ZM70 75H71V74H70ZM84 75H85V74H84ZM96 75L98 76V74H96ZM106 75H107V74H106ZM106 75H105V76H106ZM118 75H119V74H118ZM120 75H119V76H120ZM125 75H126V73H125ZM139 75H140V74H139ZM160 75H161V74H160ZM160 75H158V76H160ZM181 75H182V74H181ZM190 75H192V74H190ZM196 75H197V74H196ZM198 75H199V74H198ZM198 75H197V77H199ZM201 75H204V74L201 73ZM229 75H230V74H229ZM2 76H3V75H2ZM2 76H0V77H2ZM40 76H41V74H40ZM46 76H47V75H46ZM51 76H52V75H50L49 78H50ZM54 76H55V75H54ZM54 76H53V77H54ZM79 76H80V75H79ZM81 76H82V75H81ZM97 76H96V77H97ZM107 76H108V75H107ZM112 76H113V74H112ZM126 76H127V75H126ZM130 76H131V75H130ZM142 76H143V75H142ZM152 76H153V74H152ZM171 76H172V73H171ZM171 76H170V77H171ZM218 76H219V74H218ZM234 76H235V73H234ZM237 76H238V75H237ZM239 76H240V75H239ZM5 77H6V76H5ZM22 77H24V76H22ZM25 77H26V76H25ZM38 77H39V75H38ZM55 77H56V76H55ZM59 77H61V76H59ZM62 77H63V76H62ZM62 77H61V78H62ZM71 77H72V76H71ZM77 77H78V76H77ZM86 77H87V76H86ZM90 77H91V76H90ZM110 77H111V74H110ZM114 77H115V76H114ZM114 77H113V79H114ZM132 77H133V76H132ZM137 77H138V76H137ZM155 77H156V76H155ZM194 77H195V76H194ZM200 77H202V76H200ZM203 77H204V76H203ZM203 77H202V79H203ZM216 77H217V76H216ZM224 77H225V76H224ZM245 77H246V76H245ZM248 77H250L249 74H248ZM262 77H263V76H262ZM43 78H44V77H43ZM46 78H47V77H46ZM78 78H79V77H78ZM102 78H103V76H102ZM139 78H140V77H139ZM142 78H143V77H142ZM162 78H163V77H162ZM164 78H165V76H164ZM164 78H163V79H164ZM166 78H167V77H166ZM172 78H173V76H172ZM178 78H179V76H178ZM181 78H183V77L181 76ZM189 78H193V77L190 76ZM227 78H228V77H227ZM240 78H241V76H240ZM3 79H5V78H3ZM10 79L12 80L13 78H10ZM50 79H51V78H50ZM52 79H53V78H52ZM57 79H58V78H57ZM68 79H69V78H68ZM79 79H80V78H79ZM83 79H84V78H82V80H83ZM89 79H90V78H89ZM97 79H98V78H97ZM97 79H96V81H97ZM116 79H117V78H116ZM118 79H120V78H118ZM136 79H137V78H136ZM136 79H134V80H136ZM143 79H145V78H143ZM146 79H147V78H146ZM168 79H169V81H170L171 78H168ZM196 79H198V78H196ZM196 79H194V80L196 81ZM225 79H226V78H225ZM242 79H243V78H242ZM246 79H247V78H246ZM258 79H259V77H258ZM14 80H15V79H14ZM48 80H49V79H47V81H48ZM53 80L55 81L56 79L54 78ZM90 80H91V79H90ZM124 80H125V78H124ZM130 80H131V79H130ZM137 80H138V79H137ZM189 80H190V79H189ZM199 80L202 81L201 79H199ZM204 80H205V79H204ZM6 81H7V80H6ZM19 81H20V80H19ZM24 81H25V80H24ZM26 81H27V80H26ZM54 81H53V82H54ZM57 81H58V80H57ZM72 81H73V80H72ZM74 81H75V80H74ZM79 81H80V80H79ZM93 81H94V80H93ZM102 81H103V79H102ZM118 81H119V80H118ZM151 81H152V79H151ZM174 81H175V80H174ZM179 81H180V80H179ZM182 81H183V80H182ZM186 81H187V80H186ZM190 81H191V80H190ZM192 81H193V79H192ZM192 81H191V82H192ZM197 81H198V80H197ZM233 81H234V80H233ZM249 81H250V80H249ZM253 81H254V79H253ZM258 81H259V80H258ZM21 82H22V81H21ZM60 82H61V79H60L59 83H60ZM94 82H95V81H94ZM116 82H117V81H116ZM132 82H133V81H132ZM136 82H137V81H136ZM139 82H140V79H139ZM143 82H144V81H143ZM149 82H150V81H149ZM155 82H157V81H155ZM159 82H161V81H159ZM164 82H165V81H164ZM183 82H184V81H183ZM203 82H204V81H203ZM6 83H7V82H6ZM17 83H18V81H17ZM55 83H56V81H55ZM57 83H58V82H57ZM61 83H64V81L61 82ZM61 83H60V84H61ZM73 83H74V82H73ZM113 83H114V82H113ZM129 83H131V82H129ZM134 83H135V82H134ZM137 83H138V82H137ZM169 83H170V82H169ZM197 83H198V82H197ZM201 83H202V82H201ZM210 83H211V82H210ZM212 83H215V82H212ZM234 83H235V82H234ZM239 83H240V82H239ZM248 83H249V82H248ZM259 83H260V82H259ZM262 83H263V85H264V82H261V84H262ZM12 84H13V82H12ZM44 84H45V83H44ZM82 84H83V83H82ZM89 84H90V83H89ZM102 84H103V83H102ZM104 84H105V83H104ZM120 84H121V83H120ZM127 84H128V83H127ZM138 84H139V83H138ZM150 84H151V82H150ZM154 84H156V83H154ZM157 84H158V83H157ZM157 84H156V86H157ZM174 84H175V83H174ZM185 84H186V83H185ZM191 84H192V83H191ZM202 84H203V83H202ZM228 84H229V83H228ZM228 84H227V85H228ZM231 84H232V83H231ZM235 84H236V83H235ZM246 84H247V83H246ZM253 84H254V83H253ZM253 84H250L251 87L254 86ZM13 85H14V84H13ZM55 85H56V84H55ZM130 85H131V84H130ZM135 85H136V84H135ZM139 85H140V84H139ZM141 85H142V84H141ZM159 85H160V84H159ZM163 85H165V84H163ZM163 85H162V86H163ZM170 85H171V84H170ZM183 85H184V84H183ZM183 85H181V86H183ZM194 85H195V83H194ZM248 85H249V84H248ZM248 85H247V86H248ZM3 86H4V85H3ZM3 86H2V87H3ZM14 86H16V85H14ZM57 86H58V85H57ZM64 86H65V85H64ZM64 86H62V87H64ZM85 86H86V85H85ZM110 86H111V85H110ZM110 86H109V87H110ZM115 86H116V84H115ZM119 86H120V85H119ZM124 86H125V85H124ZM124 86H123V87H124ZM143 86H144V85H143ZM149 86H150V85H147V87H149ZM152 86H153V85H152ZM152 86H151V88H152ZM162 86H161V89H162ZM243 86H244V85H243ZM255 86H256V85H255ZM53 87H54V86H53ZM59 87H60V86H59ZM83 87H84V86H83ZM112 87H113V86H112ZM120 87H121V86H120ZM147 87H146V88H147ZM183 87H184V86H183ZM189 87H190V86H189ZM189 87H188V88H189ZM193 87H194V86H193ZM5 88H6V87H5ZM17 88H18V87H17ZM78 88H80V87H78ZM84 88H85V87H84ZM97 88H98V87H97ZM97 88H96V89H97ZM101 88H102V87H101ZM101 88H100V89H101ZM127 88H128V87H127ZM127 88L124 89V90H128ZM133 88H134V87H133ZM136 88H137V87H136ZM163 88H166V87L163 86ZM168 88H169V86H168ZM177 88H178V86H177ZM185 88H186V87H185ZM198 88H199V87H198ZM210 88H211V87H210ZM213 88H214V90H215V86H214ZM224 88H225V87H224ZM226 88H227V87H226ZM226 88H225V90H226ZM228 88H229V87H228ZM257 88H258V89H257V92H258V91H259V87H257ZM263 88H264V87H263ZM12 89H14V88H12ZM50 89H51V88H50ZM50 89H49V90H50ZM54 89H55V88H54ZM58 89H59V88H58ZM62 89H63V88H62ZM93 89H94V88H92V90H93ZM129 89H130V87H129ZM148 89H149V88H148ZM161 89H159V90H160V92L162 93ZM174 89H175V88H174ZM207 89H208V88H207ZM207 89H206V90H207ZM217 89H218V85H217V87H216V91H217ZM235 89H236V88H235ZM240 89H241V88H240ZM252 89H254V88H251V90H252ZM3 90H4V89H3ZM14 90H15V89H14ZM18 90H19V89H18ZM37 90H38V89H37ZM77 90H78V89H77ZM132 90H133V89H132ZM134 90H135V89H134ZM137 90H138V89H137ZM141 90H142V89H141ZM149 90H150V89H149ZM159 90L157 89V91H159ZM167 90H168V89H167ZM169 90H170V89H169ZM200 90H201V89H200ZM218 90H219V89H218ZM220 90H221V89H220ZM223 90H224V89H223ZM229 90H231V89H229ZM242 90H243V89H242ZM242 90H241V91H242ZM246 90H247V89H246ZM9 91H10V90H9ZM12 91H13V90H12ZM12 91H11V92H12ZM50 91H51V90H50ZM55 91H56V90H55ZM102 91H103V90H102ZM109 91H111V90L109 89ZM116 91H117V90H116ZM139 91H140V90H139ZM163 91H164V89H163ZM202 91H203V90H202ZM241 91H240V92H241ZM247 91H250V89L247 90ZM255 91H256V90H255ZM263 91H264V90H263ZM52 92H53V91H52ZM105 92H106V91H105ZM112 92H113V91H112ZM114 92H115V91H114ZM121 92H122V91H121ZM125 92H127V91H125ZM128 92H129V91H128ZM136 92H137V91H136ZM154 92H155V91H154ZM164 92H165V91H164ZM164 92H163V93H164ZM211 92H212V91H211ZM217 92H218V91H217ZM3 93H4V92H2V94H3ZM56 93H57V92H56ZM97 93H98V92H97ZM97 93H96V94H97ZM102 93H103V92H102ZM102 93H101V94H102ZM119 93H120V92H119ZM130 93H131V91L129 92V94H130ZM152 93H153V92H152ZM181 93H183V92H181ZM199 93H200V92H199ZM233 93H234V92H233ZM247 93H248V92H247ZM250 93H251V92H250ZM258 93H259V92H258ZM20 94H21V93H20ZM45 94H46V93H45ZM54 94H55V93H54ZM54 94H53V95H54ZM108 94H109V92H108ZM110 94H111V93H110ZM117 94H118V92H117ZM129 94H128V95H129ZM137 94H138V93H137ZM150 94H151V93H150ZM150 94H149V95H150ZM156 94H157V92H156ZM159 94H160V93H159ZM172 94H173V91H172ZM187 94H188V93H187ZM201 94H202V93H201ZM219 94H220V92H219ZM231 94H232V93H231ZM240 94H241V93H240ZM253 94H254V93H253ZM21 95H22V94H21ZM58 95H59V94H58ZM91 95H92V94H91ZM103 95H105V94H103ZM115 95H116V94H115ZM121 95H122V93H121ZM123 95H124V94H123ZM128 95H127V97H129ZM157 95H158V94H157ZM174 95H176V93H174ZM178 95H179V94H177V96H178ZM228 95H229V91H228ZM3 96H4V95H3ZM22 96H23V95H22ZM22 96H21V97H22ZM39 96H40V93H39ZM43 96H44V95H43ZM43 96H42V97H43ZM49 96H50V95H49ZM107 96H108V95H107ZM117 96H118V95H117ZM137 96H138V95H137ZM159 96H160V95H159ZM159 96H158V97H159ZM163 96H164V95H163ZM167 96H168V95H167ZM172 96H173V95H172ZM201 96H202V95H201ZM201 96H200V97H201ZM211 96H212V95H211ZM238 96H239V95H238ZM255 96H257V95L255 94ZM255 96H254V97H255ZM6 97H7V96H6ZM25 97H27V96L25 95ZM73 97H74V96H73ZM105 97H106V96H104V98H105ZM110 97H111V96H110ZM170 97H171V95H170ZM180 97H181V96H180ZM190 97H191V96H190ZM225 97H226V96H225ZM234 97H235V96H234ZM234 97H233V98H234ZM242 97H243V96H242ZM260 97H261V96H260ZM1 98H2V96H1ZM15 98H16V97H15ZM22 98H23V97H22ZM52 98H53V97H52ZM65 98H66V97H65ZM78 98H79V97H78ZM100 98H101V97H100ZM113 98H114V96H113ZM117 98H118V97H117ZM125 98H126V97H125ZM143 98H144V97H143ZM150 98H151V95H150L149 99H150ZM171 98H172V97H171ZM174 98H175V97H174ZM198 98H199V97H198ZM231 98H232V97H231ZM261 98H262V97H261ZM45 99H46V98H45ZM89 99H90V98H89ZM89 99H88V100H89ZM108 99H109V98H108ZM123 99H124V98H123ZM126 99H127V98H126ZM132 99H133V96H132ZM141 99H142V98H141ZM141 99H139V100H141ZM147 99H148V95H147ZM167 99H168V98H167ZM172 99H173V98H172ZM178 99H179V98L177 97V100H178ZM226 99H227V98H226ZM226 99H225V100H226ZM236 99H237V98H236ZM236 99H235V101H237ZM241 99H242V98H241ZM23 100H24V99H23ZM41 100H42V99H41ZM54 100H55V99H54ZM57 100H58V99H57ZM79 100H80V99H79ZM100 100H101V99H100ZM117 100H118V99H117ZM120 100H121V99H120ZM190 100H191V99H190ZM229 100H230V99H229ZM249 100H250V99H249ZM256 100H257V99H256ZM5 101H6V100H5ZM60 101H61V100H60ZM60 101H59V102H60ZM109 101H110V100H109ZM121 101H122V100H121ZM132 101H133V100H132ZM150 101H151V99H150ZM154 101H155V100H154ZM157 101H158V100H157ZM157 101H156V103H157ZM243 101H244V100H243ZM258 101H259V100H258ZM258 101H257V102H258ZM38 102H39V100H38ZM43 102H44V101H43ZM53 102H54V101H53ZM56 102H57V101H56ZM66 102H67V101H66ZM70 102H71V101H70ZM79 102H80V101H79ZM107 102H108V101H107ZM119 102H120V101H119ZM126 102H127V101H126ZM137 102H138V101H137ZM148 102H149V101H148ZM151 102H152V101H151ZM173 102H174V101H173ZM182 102H183V101H182ZM194 102H195V101H194ZM208 102H209V101H208ZM214 102H215V101H214ZM260 102H261V101H260ZM2 103H3V102H2ZM62 103H64V101H63ZM89 103H90V101H89ZM104 103H106V102H104ZM113 103H114V102H112V104H113ZM129 103H130V101H129ZM152 103H153V102H152ZM152 103H151V105H152ZM190 103H191V102H190ZM203 103H204V102H203ZM247 103H248V102H247ZM3 104H4V103H3ZM6 104H7V103H6ZM13 104H14V103H13ZM42 104H43V103H42ZM56 104H57V103H56ZM73 104H74V103H73ZM75 104H76V103H75ZM77 104H79V103H77ZM102 104H103V103H102ZM117 104H118V103H117ZM131 104H132V102H131ZM134 104H135V103H134ZM139 104H140V103H139ZM149 104H150V103H149ZM149 104H148L147 106H151V105H149ZM159 104H160V102H159ZM182 104H183V103H181V105H182ZM195 104H196V103H195ZM195 104H194V105H195ZM204 104H205V103H204ZM204 104H202V105H204ZM220 104H221V103H220ZM224 104H225V103H224ZM229 104H233V103H229ZM229 104H228L227 106H229ZM235 104H236V102H235ZM245 104H246V103H245ZM14 105H15V104H14ZM20 105H21V104H20ZM45 105H46V103H45ZM58 105H59V104H58ZM87 105H88V104H87ZM105 105H106V104H105ZM172 105H173V104H172ZM179 105H180V104H179ZM197 105H198V104H197ZM258 105H259V104H258ZM4 106H5V105H4ZM4 106H3V107H4ZM7 106H8V104H7ZM11 106H12V105H11ZM42 106L44 107V105H41V107H42ZM63 106H64V105H63ZM63 106H62V107H63ZM69 106H70V105H69ZM73 106H74V105H73ZM91 106H92V105H91ZM99 106H100V105H99ZM103 106H104V105H103ZM108 106H109V105H108ZM113 106H114V105H113ZM116 106H117V105H116ZM124 106H125V104H124ZM136 106H137V105H136ZM141 106H142V105H141ZM154 106H155V105H154ZM154 106H153V107H154ZM156 106H157V105H156ZM182 106H183V105H182ZM184 106H185V105H184ZM209 106H210V104H209ZM220 106H221V105H220ZM230 106H231V105H230ZM234 106H235V105H234ZM236 106H237V105H236ZM244 106H245V105H244ZM12 107H13V106H12ZM55 107H56V105H55ZM59 107H60V106H59ZM65 107H66V106H65ZM65 107H64V108H65ZM120 107H122V106H120ZM145 107H146V105H145ZM170 107H171V106H170ZM192 107H193V106H192ZM192 107H191V108H192ZM204 107H205V106H204ZM231 107H232V106H231ZM15 108H16V107H15ZM73 108H74V107H73ZM83 108H84V107H83ZM83 108H82V109H83ZM92 108H93V107H92ZM110 108H112V107H110ZM115 108H116V107L114 106V109H115ZM149 108H150V107H149ZM159 108H160V107H159ZM159 108H158V109H159ZM187 108H188V107H187ZM198 108H199V107H198ZM209 108H210V107H209ZM209 108H208V109H209ZM242 108H243V107H242ZM10 109H11V108H10ZM13 109H14V108H13ZM24 109H25V108H24ZM24 109H23V110H24ZM40 109H42V108H40ZM62 109H63V108H62ZM74 109H76V108H74ZM103 109H104V108H103ZM107 109H108V107H107ZM112 109H113V108H112ZM112 109H110V110H112ZM122 109L124 110V108H122ZM134 109H135V108H134ZM134 109H133V110H134ZM151 109H152V108H151ZM154 109H155V108H154ZM161 109H163V108L161 107ZM165 109H166V108H165ZM173 109H174V108H173ZM175 109H176V108H175ZM192 109H193V108H192ZM195 109H196V108H195ZM202 109H203V108H202ZM206 109H207V108H206ZM208 109H207V110H208ZM211 109H212V108H211ZM218 109H219V108H218ZM218 109H217V110H218ZM223 109H224V107H223ZM250 109H251V108H250ZM6 110H7V109H6ZM18 110H19V109H18ZM42 110H43V109H42ZM72 110H73V109H72ZM76 110H77V109H76ZM83 110H84V109H83ZM91 110H92V109H91ZM91 110H90V111H91ZM104 110H105V109H104ZM120 110H121V109H120ZM139 110H142V109H139ZM147 110H148V109H147ZM179 110H180V109H179ZM182 110H183V109H182ZM188 110H189V109H188ZM209 110H210V109H209ZM235 110H236V109H235ZM235 110H233V111H235ZM240 110H241V109H240ZM243 110H244V109H243ZM243 110H242V111H243ZM254 110H255V109H254ZM8 111H9V110H8ZM10 111H11V110H10ZM64 111H65V110H64ZM70 111H71V110H70ZM70 111H69V112H70ZM100 111H101V110H100ZM121 111H122V110H121ZM144 111H145V110H144ZM153 111H154V110H153ZM155 111H157V110H155ZM159 111H160V109H159ZM168 111H169V110H168ZM201 111H202V110H201ZM204 111H205V109H204ZM231 111H232V110H230V112H231ZM236 111H237V110H236ZM245 111H246V109H245ZM247 111H248V110H247ZM20 112H22V111L20 110ZM37 112H38V111H37ZM107 112H108V111H107ZM113 112H115V111H113ZM113 112H112V113H113ZM127 112H128V111H127ZM131 112H132V111H131ZM140 112H141V111H140ZM161 112H162V110H161ZM187 112H188V111H187ZM189 112H191V111H189ZM189 112H188V113H189ZM192 112H194V111L192 110ZM1 113H2V111H1ZM1 113H0V114H1ZM3 113H4V112H3ZM11 113H13V112H11ZM15 113H16V112H15ZM17 113H18V112H17ZM22 113H23V112H22ZM54 113H55V112H54ZM66 113H68V112H66ZM70 113H71V112H70ZM70 113H69V114H70ZM75 113H76V112H75ZM149 113H151V112H149ZM159 113H160V112H159ZM173 113H174V112H173ZM180 113H181V112H180ZM197 113H198V112H197ZM217 113H218V112H217ZM223 113H224V112H223ZM225 113H226V111H225ZM227 113H228V112H227ZM231 113H232V112H231ZM236 113H237V112H236ZM241 113H242V112H241ZM247 113H248V112H247ZM253 113H254V111H253ZM5 114H6V113H5ZM8 114H9V113H8ZM8 114H7V116H9ZM18 114H19V113H18ZM27 114H28V113H27ZM56 114H57V112H56ZM61 114H62V112H61ZM72 114H73V113H72ZM91 114H92V113H91ZM93 114H94V113H93ZM103 114H104V113H103ZM121 114H122V113H121ZM126 114H127V113H126ZM140 114H141V113H140ZM140 114H138V116H139ZM151 114H152V113H151ZM160 114H161V113H160ZM165 114H166V112H165ZM176 114H177V113H176ZM201 114H203V113H201ZM205 114H206V113H205ZM210 114H211V113H210ZM238 114H239V112H238ZM250 114H251V113H250ZM23 115H24V113H23ZM73 115H74V114H73ZM73 115H72V116H73ZM86 115H87V114H86ZM110 115H111V114H110ZM119 115H120V113H119ZM136 115H137V114H136ZM143 115H144V114H143ZM154 115H155V113H154ZM162 115H163V114H162ZM174 115H175V114H173V116H174ZM186 115H187V114H186ZM186 115H185V116H186ZM227 115H228V114H227ZM229 115H230V113H229ZM0 116H1V115H0ZM4 116H5V115H4ZM7 116H5V117L7 118ZM17 116H18V115H17ZM62 116H63V114H62ZM67 116H69V115H67ZM75 116H76V115H75ZM125 116H126V115H125ZM125 116H124V117H125ZM144 116H146V115H144ZM155 116H156V115H155ZM155 116H154V117H155ZM164 116H165V115H164ZM177 116H179V114H178ZM191 116H192V115H191ZM198 116H199V115H198ZM206 116H207V115H206ZM224 116H226V115L224 114ZM233 116H234V114H233ZM263 116H264V115H263ZM5 117H4V118H5ZM19 117H22V116L19 115ZM63 117H64V116H63ZM122 117H123V116H121V118H122ZM126 117H127V116H126ZM126 117H125V119H126ZM141 117H142V116H140V118H141ZM152 117H153V116H152ZM165 117H166V116H165ZM183 117H184V116H183ZM222 117H223V116H222ZM236 117H237V116H236ZM236 117H235V118H236ZM257 117H258V116H257ZM260 117H261V116H260ZM260 117H259V118H260ZM9 118H11V117H9ZM138 118H139V117H138ZM143 118H144V117H143ZM150 118H151V117H150ZM187 118H188V117H187ZM187 118H186V119H187ZM194 118H195V117H194ZM210 118H211V117H210ZM216 118H217V117H216ZM232 118H233V117H232ZM242 118H244V117H242ZM242 118H241V119H242ZM248 118H249V117H248ZM250 118H251V117H250ZM250 118H249V119H250ZM7 119H8V118H7ZM19 119H20V118H19ZM37 119H38V118H37ZM147 119H148V118H147ZM147 119H146V121H147ZM180 119H181V118H180ZM180 119H179V120H180ZM182 119H183V118H182ZM217 119H218V118H217ZM226 119H227V118H226ZM230 119H231V118H230ZM245 119H246V117H245ZM257 119H258V118H257ZM262 119H263V118H262ZM8 120H9V119H8ZM38 120H39V119H38ZM48 120H49V119H48ZM61 120H62V119H61ZM90 120H91V119H90ZM95 120H96V119H95ZM97 120H98V119H97ZM135 120H136V119H135ZM140 120H141V119H140ZM142 120H143V119H142ZM144 120H145V119H144ZM233 120H234V118H233ZM233 120H232V121H233ZM236 120H237V119H236ZM238 120H239V119H238ZM254 120H255V119H254ZM4 121H5V120H4ZM4 121H3V122H4ZM20 121H22V118L20 119ZM70 121H71V120H70ZM74 121H75V120H74ZM76 121H77V120H76ZM88 121H89V120H88ZM91 121H92V120H91ZM125 121H127V120H125ZM150 121H151V120H150ZM166 121H167V120H166ZM170 121H171V120H170ZM172 121H173V119H172ZM174 121L176 122V119H175ZM180 121H181V120H180ZM185 121H186V120H185ZM206 121H207V120H206ZM211 121H212V120H211ZM214 121H215V120H214ZM216 121H217V120H216ZM229 121H230V120H229ZM245 121H246V120H245ZM256 121H257V120H256ZM16 122H17V121H16ZM16 122H15V123H16ZM40 122H41V121H40ZM106 122H107V121H106ZM118 122H120V121H118ZM137 122H138V121H137ZM156 122H157V121H156ZM192 122H193V121H192ZM212 122H213V121H212ZM252 122H254V121H252ZM252 122H251V123H252ZM261 122H263V121H261ZM8 123H9V122H8ZM18 123H19V121H18ZM55 123H56V122H55ZM74 123H75V122H74ZM78 123H79V122H78ZM94 123H95V122H94ZM111 123H112V122H111ZM127 123H128V122H127ZM141 123H143V122H141ZM149 123H150V122H149ZM167 123H168V122H167ZM170 123H171V122H170ZM236 123H238V122H236ZM0 124H1V123H0ZM96 124H97V123H96ZM96 124H95V125H96ZM104 124H105V123H104ZM143 124H145V122H144ZM158 124H159V123H158ZM168 124H169V123H168ZM173 124H174V123H173ZM224 124H225V123H224ZM238 124H239V123H238ZM238 124H237V125H238ZM252 124H253V123H252ZM257 124H258V123H257ZM261 124H262V123H261ZM6 125H7V124H6ZM16 125H17V124H16ZM68 125H69V124H68ZM72 125H73V124H72ZM77 125H79V124H77ZM91 125H92V124H91ZM102 125H103V124H102ZM148 125H149V124H148ZM152 125H153V124H152ZM162 125H163V124H162ZM170 125H172V124H169V126H170ZM174 125H175V124H174ZM181 125H182V124H181ZM213 125H214V124H213ZM213 125H212V126H213ZM228 125H229V124H228ZM235 125H236V124L234 123V126H235ZM237 125H236V126H237ZM239 125H240V124H239ZM3 126H4V125H3ZM3 126H2V127H3ZM73 126H74V125H73ZM106 126H107V125H106ZM123 126H125V125L123 124ZM135 126H136V125H135ZM135 126H134V127H135ZM138 126H139V125H138ZM140 126H141V125H140ZM144 126H146V125H144ZM144 126H143V127H144ZM154 126H155V125H154ZM172 126H173V125H172ZM172 126H170V127L172 128ZM175 126H176V128H177V125H175ZM38 127H40V126H38ZM43 127H44V126H43ZM46 127H47V126H46ZM53 127H54V126H53ZM96 127H97V125H96ZM96 127H94V128L96 129ZM108 127H109V126H108ZM128 127H129V126H128ZM143 127H142V128H143ZM156 127H157V126H156ZM186 127H187V126H186ZM190 127H191V126H190ZM207 127H209V125L206 126V128H207ZM213 127H214V126H213ZM238 127H239V126H238ZM240 127H242V126H240ZM257 127H258V126H257ZM260 127H261V126H260ZM260 127H259V128H260ZM9 128H12V127H9ZM13 128H14V127H13ZM17 128H18V127H17ZM23 128H24V127H23ZM69 128H70V126H69ZM71 128H72V127H71ZM99 128H100V127H99ZM135 128H136V127H135ZM135 128H132V131H133V129H135ZM148 128H149V127H148ZM154 128H155V127H154ZM157 128H158V127H157ZM157 128H155V129H157ZM168 128H169V127H168ZM206 128H204V129H206ZM210 128H211V127H210ZM217 128H218V126H217ZM233 128H234V127H233ZM244 128H245V127H244ZM255 128H256V126H255ZM20 129H21V128H20ZM50 129H51V128H50ZM92 129H93V128H92ZM106 129H107V128H106ZM136 129H137V128H136ZM149 129H150V128H149ZM155 129H154V130H155ZM158 129H159V128H158ZM165 129H166V128H165ZM172 129H173V128H172ZM190 129H191V128H190ZM242 129H243V128H242ZM242 129H241V130H242ZM260 129H262V128H260ZM263 129H264V128H263ZM73 130H74V129H73ZM93 130H94V129H93ZM140 130H141V129H139V131H140ZM143 130H144V128H143ZM182 130H183V129H182ZM213 130H214V128H213ZM249 130H250V129H249ZM10 131H11V130H10ZM10 131H9V132H10ZM12 131H13V130H12ZM49 131H50V130H49ZM54 131H55V130H54ZM112 131H113V130H112ZM132 131H131V132H132ZM141 131H142V130H141ZM145 131H146V130H145ZM149 131H150V130H149ZM157 131H158V130H157ZM172 131H174V130H172ZM180 131H181V130H180ZM244 131H245V130H244ZM255 131L257 132V131H259V129H258V130L255 129ZM42 132H44V131H42ZM57 132H58V131H57ZM57 132H56V133H57ZM86 132H87V131H86ZM115 132H116V130H115ZM131 132H130V133H131ZM135 132H137V131L135 130ZM167 132H168V131H167ZM175 132H176V130H175ZM214 132H215V130H214ZM237 132H238V131H237ZM239 132H240V131H239ZM242 132H243V131H242ZM253 132H254V131H253ZM0 133H2V131H0ZM12 133H13V132H12ZM49 133H50V132H49ZM51 133H52V131H51ZM74 133H75V132H74ZM139 133H140V132H139ZM141 133H142V132H141ZM151 133H152V132H151ZM156 133H157V132H156ZM158 133H159V132H158ZM186 133H187V132H186ZM212 133H213V132H212ZM258 133H259V132H258ZM13 134H14V133H13ZM17 134H18V133H17ZM54 134H55V133H54ZM57 134H59V133H57ZM132 134H133V133H132ZM148 134H149V133H148ZM171 134H172V133H171ZM177 134H178V131H177ZM177 134H175V135L177 136ZM245 134H246V133H245ZM9 135H10V134H9ZM11 135H12V134H11ZM11 135H10V136H11ZM15 135H16V133H15ZM55 135H56V134H55ZM55 135L52 134L53 137H54ZM90 135H91V134H90ZM146 135H147V134H146ZM189 135H190V134H189ZM203 135H204V133H203ZM208 135H209V133H208ZM221 135H222V134H221ZM237 135H238V134H237ZM259 135H261V134H259ZM13 136H14V135H13ZM57 136H58V135H56V137H57ZM59 136H60V135H59ZM69 136H70V135H69ZM80 136H81V135H80ZM109 136H110V134H109ZM115 136H116V135H115ZM115 136H113V137H115ZM143 136H144V135H143ZM150 136H151V135H150ZM153 136H156V135L153 133V134H152V138H153ZM171 136H172V135H171ZM180 136H181V134H180ZM219 136H220V135H219ZM255 136H256V135H255ZM261 136H262V135H261ZM0 137H3V136H0ZM18 137H19V135H18ZM56 137H55V138H56ZM66 137H67V136H66ZM111 137H112V136H111ZM133 137H134V136H133ZM147 137H148V136H147ZM159 137H160V136H159ZM184 137H185V136H184ZM210 137H211V136H210ZM221 137H222V136H221ZM12 138H13V137H12ZM34 138H35V137H34ZM59 138H60V137H59ZM62 138H63V137H62ZM62 138H61V139H62ZM121 138H122V137H121ZM127 138H128V137H127ZM139 138H140V137H139ZM148 138H149V137H148ZM180 138H181V137H180ZM253 138H254V137H253ZM263 138H264V137H263ZM10 139H11V137H10ZM89 139H90V138H89ZM142 139H143V138H142ZM155 139H156V138H155ZM174 139H175V138H174ZM217 139H218V138H217ZM219 139H220V138H219ZM2 140H3V139H2ZM13 140H14V139H13ZM52 140H53V139H52ZM56 140H57V139H56ZM91 140H92V139H91ZM94 140H95V139H94ZM124 140H125V138H124ZM128 140H130V138H129ZM159 140H160V139H159ZM181 140H182V139H181ZM185 140H186V139H185ZM205 140H206V139H205ZM210 140H211V139H210ZM213 140H214V139H213ZM246 140H247V139H246ZM256 140H257V139H256ZM262 140H263V139H262ZM10 141H11V140H10ZM59 141H60V139H59ZM69 141H70V139H69ZM73 141H74V140H73ZM79 141H81V140H79ZM121 141H122V140H121ZM144 141H145V139H144ZM147 141H148V140H147ZM153 141H154V138H153ZM165 141H166V140H165ZM171 141H172V140H171ZM197 141H198V140H197ZM50 142H51V141H50ZM75 142H76V141H75ZM77 142H78V141H77ZM123 142H125V141H123ZM123 142H121V143H123ZM130 142H131V141H130ZM149 142H150V139H149ZM174 142H175V141H174ZM180 142H181V141H180ZM189 142H190V140H189ZM208 142H209V141H208ZM214 142H216V141L214 140ZM214 142H213V143H214ZM247 142H248V141H247ZM0 143H2V145L4 144L3 141H1ZM5 143H6V142H5ZM7 143H8V142H7ZM10 143H12V142H10ZM52 143H53V141H52ZM58 143H59V142H58ZM65 143H66V142H65ZM83 143H84V142H83ZM89 143H90V142H89ZM136 143H137V142H136ZM144 143H145V142H144ZM151 143H152V142H151ZM162 143H163V142H162ZM169 143H170V142H169ZM184 143H185V141L183 142V144H184ZM187 143H188V141H187ZM199 143H200V142H199ZM223 143H224V142H223ZM234 143H235V142H234ZM13 144H14V143H13ZM19 144H20V143H19ZM53 144H54V143H53ZM55 144H56V143H55ZM62 144H63V143H62ZM68 144H69V143H68ZM72 144H73V143H72ZM93 144H94V143H93ZM124 144H125V143H124ZM140 144H141V143H140ZM152 144H153V143H152ZM183 144H182V145H183ZM197 144H198V142H197ZM208 144H209V143H208ZM218 144H219V142H218ZM16 145H18V144H16ZM16 145H15V146H16ZM74 145H75V144H73V146H74ZM79 145H80V144H79ZM79 145H77V147H79ZM100 145H101V144H100ZM106 145H107V144H106ZM128 145H129V143H128ZM128 145H127V147H128ZM160 145H161V144H160ZM211 145H212V144H211ZM213 145H214V144H213ZM213 145H212V146H213ZM11 146H12V145H11ZM11 146H10V148H11ZM26 146H27V145H26ZM58 146H59V145H58ZM69 146H70V144H69ZM71 146H72V145H71ZM75 146H76V145H75ZM133 146H134V144H133ZM135 146H136V144H135ZM150 146H151V145H150ZM161 146H162V145H161ZM161 146H160V147H161ZM164 146H166V145H164ZM167 146H168V145H167ZM185 146H186V144H185ZM188 146H189V145H188ZM216 146H217V145H216ZM224 146H225V145H224ZM2 147H3V146H2ZM56 147H57V146H56ZM77 147H76V148H77ZM93 147H94V146H93ZM129 147H130V146H129ZM144 147H145V146H144ZM153 147L156 148L157 146L152 145V148H153ZM180 147H181V146H180ZM182 147H183V146H182ZM227 147H228V146H227ZM237 147H238V146H237ZM239 147H240V146H239ZM27 148H29V147H27ZM36 148H37V147H36ZM39 148H40V147H39ZM43 148H44V147H43ZM74 148H75V147H74ZM79 148H80V147H79ZM86 148H87V147H86ZM136 148H137V147H136ZM138 148H139V147H138ZM138 148H137V149H138ZM142 148H143V147H142ZM145 148H146V147H145ZM171 148H172V147H171ZM200 148H201V147H200ZM212 148H213V147H212ZM232 148H233V147H232ZM248 148H249V146H248ZM255 148H256V147H255ZM29 149H30V148H29ZM54 149H55V148H54ZM57 149H58V148H57ZM57 149H56V152H57ZM60 149H61V148H60ZM140 149H141V148H140ZM143 149H144V148H143ZM188 149H189V147H188ZM234 149H235V148H234ZM8 150H9V149H8ZM8 150H7V151H8ZM42 150H43V149H42ZM80 150H81V149H80ZM85 150H86V149H85ZM163 150H165V149H163ZM180 150H181V149H180ZM253 150H254V149H253ZM38 151H39V150H38ZM71 151H72V150H71ZM73 151H74V150H73ZM90 151H91V150H90ZM120 151H121V150H120ZM131 151H132V150H131ZM157 151H158V150H157ZM177 151H178V150H177ZM182 151H183V150H182ZM189 151H190V149H189ZM196 151H197V150H196ZM220 151H221V150H220ZM235 151H236V150H235ZM9 152H10V151H9ZM77 152H78V151H77ZM80 152H81V151H80ZM96 152H97V151H96ZM141 152H142V151H141ZM141 152H140V153H141ZM143 152H144V151H143ZM147 152H148V151H147ZM154 152L156 153L155 150H154ZM191 152H192V150H191ZM191 152H190V153H191ZM194 152H195V151H194ZM223 152H224V150H223ZM48 153H49V152H48ZM68 153H69V152H68ZM110 153H112V152H110ZM138 153H139V152H138ZM202 153H203V151H202ZM256 153H258V152H256ZM29 154H31V153H29ZM75 154H76V153H75ZM89 154H90V153H89ZM96 154H97V153H96ZM118 154H119V153H118ZM123 154H124V152H123ZM131 154H132V153H131ZM187 154H188V153H187ZM192 154H193V153H192ZM196 154H197V153H196ZM196 154H195V155H196ZM212 154H213V153H212ZM217 154H218V153H217ZM225 154H226V153H225ZM260 154H261V153H260ZM45 155H46V154H45ZM54 155H55V154H54ZM63 155H65V154H63ZM66 155H67V154H66ZM73 155H74V154H73ZM79 155H80V154H79ZM79 155H78V156H79ZM90 155H91V154H90ZM90 155H89V157H90ZM128 155H129V154H128ZM135 155H136V154H135ZM139 155H140V154H139ZM173 155H174V154H173ZM183 155H184V154H183ZM195 155H194V156H195ZM235 155H236V154H235ZM235 155H234V157H235ZM57 156H58V155H57ZM67 156H68V155H67ZM104 156H105V155H104ZM123 156H124V155H123ZM133 156H134V155H133ZM133 156H132V157H133ZM140 156H141V155H140ZM174 156H175V155H174ZM178 156H179V155H178ZM181 156H182V155H181ZM181 156H180V157H181ZM191 156H193V155H191ZM200 156H201V155H200ZM218 156H219V155H218ZM227 156H228V155H227ZM251 156H252V155H251ZM62 157H63V156H62ZM86 157H87V155H86ZM86 157L84 156V158H86ZM94 157H95V155H94ZM97 157H98V156H97ZM130 157H131V156H130ZM169 157H170V156H169ZM187 157H188V155H187ZM237 157H238V156H237ZM249 157H250V156H249ZM60 158H61V157H60ZM76 158H77V157H76ZM80 158H81V157H80ZM109 158H110V157H109ZM125 158H126V157H125ZM127 158H128V157H127ZM140 158H141V157H140ZM188 158H189V157H188ZM192 158H193V157H192ZM219 158H221V157H219ZM219 158H217V159H219ZM91 159H92V158H91ZM131 159H132V158H131ZM141 159H142V158H141ZM144 159H145V158H144ZM146 159H147V158H146ZM153 159H154V158H151V160H153ZM163 159H164V158H163ZM165 159H166V158H165ZM173 159H174V158H173ZM178 159H179V158H178ZM196 159H197V158H196ZM230 159H231V158H230ZM45 160H46V159H45ZM64 160H65V159H64ZM73 160H74V159H73ZM73 160H72V161H73ZM82 160H83V159H82ZM88 160H89V158H88ZM129 160H130V159H129ZM151 160H150V161H151ZM154 160H155V159H154ZM188 160H189V159H188ZM190 160H191V158H190ZM238 160H239V159H238ZM61 161H62V159H61ZM127 161H128V160H127ZM142 161H143V160H142ZM148 161H149V160H148ZM150 161H149V162H150ZM157 161H158V160H157ZM196 161H197V160H196ZM224 161H225V160H224ZM7 162H8V161H7ZM25 162H26V161H25ZM59 162H60V161H59ZM59 162H57V163H59ZM70 162H71V161H70ZM74 162H75V161H74ZM139 162H140V160H139ZM143 162H144V161H143ZM154 162H155V161H154ZM164 162L167 163V161H164ZM194 162H195V161H194ZM211 162H212V161H211ZM251 162H252V161H251ZM60 163H61V162H60ZM60 163H59V164H60ZM66 163H67V162H66ZM71 163H72V162H71ZM92 163H93V162H92ZM96 163H97V162H96ZM114 163H115V162H114ZM140 163H141V162H140ZM147 163H148V162H147ZM152 163H153V162H152ZM182 163H184V161H183ZM197 163H198V162H197ZM240 163H241V162H240ZM4 164H5V163H4ZM74 164H76V162H75ZM82 164H83V163H82ZM128 164H129V163H128ZM134 164H135V163H134ZM141 164H142V163H141ZM171 164H172V163H171ZM203 164H204V163H203ZM245 164H246V163H245ZM71 165H72V164H71ZM76 165H78V164H76ZM97 165H98V164H97ZM99 165H100V164H99ZM99 165H98V167H99ZM115 165H116V164H115ZM119 165H120V164H119ZM121 165H122V164H121ZM132 165H133V164H132ZM168 165H169V164H168ZM189 165H190V164H189ZM191 165H192V164H191ZM210 165H211V164H210ZM242 165H243V164H242ZM9 166H10V165H9ZM53 166H54V165H53ZM62 166H63V165H62ZM122 166H123V165H122ZM169 166H170V165H169ZM193 166H194V165H193ZM65 167H66V166H65ZM100 167H101V166H100ZM110 167H111V166H110ZM116 167H119V166L117 165ZM123 167H124V166H123ZM134 167H135V166H134ZM134 167H133V168H134ZM139 167H140V165H139ZM147 167L150 168V166H147ZM154 167H155V165H154ZM154 167H153V168H154ZM164 167L166 168L165 165H164ZM170 167H171V166H170ZM184 167H185V166H184ZM194 167H195V166H194ZM223 167H224V166H223ZM230 167H231V166H230ZM239 167H240V166H239ZM59 168H60V167H59ZM62 168H63V167H62ZM78 168H79V167H78ZM93 168H94V167H93ZM108 168H109V167H108ZM121 168H122V167H121ZM121 168H120V169H121ZM140 168H141V167H140ZM151 168H152V167H151ZM168 168H169V167H168ZM199 168H200V167H199ZM201 168H203V166H202ZM212 168H213V167H212ZM221 168H222V167H221ZM75 169H76V168H75ZM79 169H80V168H79ZM99 169H100V168H99ZM105 169H106V168H105ZM116 169H117V168H116ZM142 169H143V168H142ZM142 169H141V170H142ZM145 169H146V168H145ZM154 169H155V168H154ZM154 169H153V170H154ZM163 169H164V168H163ZM171 169H173V168H171ZM252 169H253V168H252ZM16 170H18V169H16ZM48 170H49V169H48ZM65 170H66V169H65ZM71 170H72V169H71ZM86 170H87V169H86ZM100 170H101V169H100ZM113 170H114V168H113ZM121 170H122V169H121ZM153 170H152V171H153ZM157 170H158V169H157ZM167 170H168V169H167ZM192 170H193V169H192ZM215 170H216V169H215ZM220 170H221V169H220ZM222 170H223V169H222ZM226 170H227V169H226ZM246 170H247V169H246ZM66 171H67V170H66ZM69 171H70V170H69ZM84 171H85V170H84ZM96 171H98V170L96 169ZM96 171H95V172H96ZM115 171H116V170H115ZM138 171L140 172V169H139ZM152 171H151V172H152ZM170 171H171V170H170ZM177 171H178V170H177ZM201 171H202L201 169H200V171L198 170V172H200V173H201ZM224 171H225V170H224ZM236 171H237V170H236ZM263 171H264V170H263ZM15 172H16V171H15ZM50 172H51V171H50ZM57 172H58V171H57ZM64 172H65V171H64ZM73 172H74V171H73ZM90 172H91V171H90ZM108 172H109V171H108ZM128 172H129V171H128ZM151 172H150V174H151ZM153 172H155V171H153ZM162 172H163V171H162ZM183 172H185V170H184ZM245 172H246V171H245ZM80 173H81V172H80ZM100 173H101V172H100ZM100 173H99V174H100ZM155 173H156V172H155ZM164 173H165V172H164ZM167 173H168V172H167ZM169 173H170V172H169ZM236 173H238V172H236ZM239 173H240V172H239ZM88 174H89V173H88ZM90 174H91V173H90ZM95 174H96V173H95ZM97 174H98V173H97ZM112 174H113V177H114V173H112ZM115 174H116V173H115ZM139 174H140V173H139ZM145 174H146V173L144 172V175H145ZM147 174H148V173H147ZM156 174H157V173H156ZM217 174H218V173H217ZM250 174H251V173H250ZM100 175H102V174H100ZM123 175H124V174H123ZM151 175L153 176L154 174H151ZM165 175H166V174H165ZM165 175H164V177H165ZM169 175H170V174H169ZM232 175H233V174H232ZM91 176H93V175H91ZM94 176H96V175H94ZM94 176H93V177H94ZM171 176H172V175H171ZM173 176H174V175H173ZM186 176H188V175H186ZM192 176H193V175H192ZM198 176H199V175H198ZM235 176H236V175H235ZM58 177H59V176H58ZM74 177L76 178V176H74ZM98 177H99V176H98ZM111 177H112V176H111ZM127 177H128V176H127ZM131 177H132V176H131ZM133 177H134V175H133ZM143 177H144V176H142L140 179L142 180ZM149 177H150V175H149ZM154 177H155V175H154ZM221 177H222V176H221ZM224 177H225V176H224ZM227 177H228V176H227ZM55 178H56V176H55ZM84 178H86V177H84ZM95 178H96V177H95ZM99 178H100V177H99ZM106 178H107V176H106ZM108 178H110V177H108ZM116 178H117V177H116ZM122 178H123V177H122ZM122 178H121V179H122ZM129 178H130V177H129ZM147 178H148V177H147ZM156 178H157V177H156ZM156 178H154V179H156ZM191 178H192V177H191ZM193 178H194V177H193ZM231 178H232V177H231ZM263 178H264V177H263ZM36 179H37V178H36ZM50 179H51V178H50ZM62 179H63V178H62ZM91 179H92V178H91ZM101 179H102V177H101ZM101 179H100V180H101ZM111 179L114 181V178H111ZM124 179H125V178H124ZM135 179H136V177H135ZM143 179H144V178H143ZM95 180H97V178H96ZM144 180H145V179H144ZM147 180H148V179H147ZM151 180H153V179H151ZM151 180H150V181H151ZM163 180H164V179H163ZM167 180H168V178H167ZM62 181H63V180H62ZM62 181H61V184H62V186H63L64 184H63ZM86 181H87V180H86ZM102 181H103V180H102ZM110 181H111V180H110ZM136 181H137V180H136ZM171 181H172V180H171ZM173 181H174V180H173ZM173 181H172V182H173ZM52 182H53V181H52ZM65 182H66V180H65ZM71 182H72V181H71ZM106 182H108V181L106 180ZM106 182H105V184H106ZM144 182H145V181H144ZM144 182H142V183H143V184H142L143 187H145V186H144ZM157 182H158V180H157ZM157 182H156V183H157ZM179 182H180V181H179ZM197 182H198V181H197ZM38 183H39V182H38ZM57 183H59V182L57 181ZM67 183H68V182H67ZM69 183H70V182H69ZM69 183H68V184H69ZM98 183H99V182H98ZM103 183H104V182H103ZM114 183H115V182H114ZM122 183H123V181H122ZM138 183H139V182H138ZM145 183H148V182H145ZM250 183H251V182H250ZM59 184H60V183H59ZM72 184H73V183H72ZM74 184H75V183H74ZM107 184H108V183H107ZM124 184H125V183H124ZM140 184H141V183H140ZM239 184H240V183H239ZM239 184H238V185H239ZM52 185H53V184H52ZM96 185H97V184H96ZM111 185H112V184H111ZM133 185H134V184H133ZM150 185H151V183H150ZM155 185H156V184H155ZM158 185H159V184H158ZM173 185L175 186L174 183H173ZM55 186H56V185H55ZM67 186H69V185H67ZM77 186H78V185H77ZM81 186H82V185H81ZM112 186H113V185H112ZM137 186H138V185H137ZM153 186H154V185H153ZM153 186H152V187H153ZM171 186H172V185H171ZM174 186H173V187H174ZM59 187H60V186H59ZM71 187L74 188L72 185H71ZM75 187H76V186H75ZM98 187H99V186H98ZM103 187H104V185H103ZM110 187H111V186H110ZM114 187H115V185H114ZM117 187H118V186H117ZM120 187H121V186H119V188H120ZM129 187H130V186H129ZM152 187L150 186V188H152ZM169 187H170V186H169ZM169 187H168V188H169ZM175 187L178 188L177 186H175ZM180 187H181V186H180ZM242 187H243V186H242ZM43 188H44V187H43ZM65 188H66V187H65ZM68 188H69V187H68ZM81 188H82V187H81ZM93 188H94V187H93ZM106 188H107V187H106ZM145 188H146V187H145ZM156 188H157V187H156ZM165 188H167V187H165ZM170 188H171V187H170ZM236 188H237V187H236ZM56 189H57V188H56ZM63 189H64V187H63ZM63 189H61V190H63ZM66 189H67V188H66ZM66 189H64V190L67 192L68 189H67V190H66ZM69 189H70V188H69ZM74 189L76 190V188H74ZM117 189H118V188H117ZM117 189H116V190H117ZM124 189H125V187H124ZM135 189H136V188H135ZM143 189H144V188H143ZM157 189H158V188H157ZM157 189H156V190H157ZM160 189H161V188H160ZM173 189H174V188H173ZM70 190H71V189H70ZM77 190H78V188H77ZM79 190H80V189H79ZM79 190H78V191H79ZM83 190H84V189H83ZM83 190H82V192H83ZM116 190H115V191H116ZM146 190H148V186H147ZM174 190H175V189H174ZM72 191H74V190L72 189ZM105 191H106V190H105ZM111 191H112V190H111ZM124 191H125V190H124ZM131 191H132V190H131ZM193 191H194V190H193ZM213 191H214V190H213ZM243 191H244V190H243ZM243 191H242V192H243ZM253 191H254V190H253ZM40 192H41V191H40ZM43 192L45 193V189L43 190ZM46 192H47V195H48V194H49V193H48V190H47ZM55 192H56V191H55ZM61 192H62V191H61ZM61 192H58V193H61ZM70 192H71V191H69V195H70ZM76 192H77V191H76ZM85 192H86V191H85ZM150 192H151V191H150ZM171 192H172V191H171ZM171 192H169V194H170ZM187 192H188V190H187ZM199 192H200V191H199ZM44 193H43V194H44ZM58 193H57V194H58ZM63 193H64V191H63ZM63 193H62V194H63ZM71 193H72V192H71ZM73 193H74V192H73ZM73 193H72V194H73ZM80 193H81V191L78 192L79 195H81ZM101 193H102V192H101ZM110 193H111V192H110ZM125 193H126V192H125ZM45 194H46V193H45ZM74 194H76V193H74ZM74 194H73V195H74ZM107 194H108V193H107ZM121 194H122V193H121ZM133 194H134V193H133ZM150 194H151V193H150ZM162 194H164V192H163ZM169 194L167 193L168 196H169ZM182 194H183V193H182ZM239 194H240V193H239ZM49 195H51V194H49ZM49 195H48V196H49ZM60 195H61V194H60ZM64 195H65V194H64ZM109 195H110V194H109ZM117 195H118V194H117ZM167 195H166V196H167ZM180 195H181V194H180ZM183 195H184V194H183ZM0 196H1V195H0ZM43 196H44V195H43ZM65 196H66V195H65ZM65 196H63V197H65ZM87 196H89V195H86V197H87ZM103 196H104V195H103ZM110 196H111V195H110ZM124 196H125V195H124ZM131 196H132V195H131ZM136 196H137V195H136ZM145 196H146V195H145ZM147 196H148V195H147ZM149 196H150V195H149ZM149 196H148V197H149ZM160 196H161V195H160ZM164 196H165V195H164ZM164 196H163V198H161V200L164 199ZM168 196H167V197H168ZM170 196H172V195H170ZM170 196H169V197H170ZM174 196H175V195H174ZM214 196H215V195H214ZM232 196H233V195H232ZM235 196H236V195H235ZM235 196H234V197H235ZM45 197L47 198V196H45ZM69 197H70V196H69ZM74 197H76V196H74ZM80 197H81V196H80ZM82 197H83V195H82ZM86 197H84V198H86ZM172 197H173V196H172ZM172 197H171V198H172ZM51 198H52V197H51ZM60 198H61V197H60ZM84 198H83V199H84ZM108 198H109V197H108ZM118 198H119V197H118ZM145 198H146V197H145ZM151 198H154V197H151ZM151 198H149V200H148L147 198H146V199H147L148 201H151V200H152ZM165 198H166V197H165ZM194 198H195V197H194ZM220 198H221V197H220ZM49 199H50V197H49L47 200H49ZM52 199H53V198H52ZM61 199H62V198H61ZM64 199H65V198H64ZM67 199H69V198H67ZM73 199H75V198H73ZM76 199H77V198H76ZM76 199H75V200H76ZM79 199H80V198H79ZM83 199H82V201H83ZM166 199H167V198H166ZM169 199H170V198H169ZM176 199H178V198H176ZM235 199H236V198H235ZM69 200H70V199H69ZM69 200H67V201H69ZM85 200H86V199H85ZM85 200H84V202H85ZM90 200H91V199H90ZM105 200H106V199H105ZM194 200H195V199H194ZM55 201H56V200H55ZM65 201H66V200H65ZM70 201H71V200H70ZM148 201H147V202H148ZM152 201H153V200H152ZM173 201H174V200H173ZM51 202H52V200H51ZM73 202H75V201L73 200ZM77 202H78V199H77ZM84 202H83V203H84ZM90 202H91V201H90ZM153 202H154V201H153ZM153 202H152V203H153ZM169 202H170V201H169ZM202 202H203V200H202ZM207 202H208V201H207ZM44 203H45V202H44ZM65 203H66V202H65ZM85 203H86V204L84 205V204H82V202H81L82 206H83V205L85 206V207H83V208H86V209H87V206H86V205H87V202H85ZM114 203H115V202H114ZM145 203H146V202H144V204H145ZM149 203H151V202H149ZM154 203H155V202H154ZM170 203H171V202H170ZM188 203H189V202H188ZM199 203H200V202H199ZM67 204L69 205V203H67ZM81 204H80V205H81ZM89 204H90V203H89ZM91 204H93V203H91ZM91 204H90V205H91ZM118 204H119V203H118ZM178 204H179V203H178ZM70 205H71V204H70ZM80 205H78V208H79ZM138 205H139V204H138ZM72 206H73V203H72ZM72 206H70V207H72ZM93 206H94V205H93ZM93 206L91 205V207H93ZM117 206H118V205H117ZM129 206H130V205H129ZM144 206H145V205H144ZM151 206H152V204H151ZM162 206H163V205H162ZM166 206H167V205H166ZM175 206H176V205H175ZM76 207H77V206H76ZM139 207H140V206H139ZM154 207H155V206H154ZM74 208H75V206H74ZM135 208H136V207H135ZM135 208L133 207L134 210H135ZM146 208H147V206H146ZM146 208H145V209H146ZM152 208H153V207H152ZM176 208H178V207L176 206ZM182 208H183V207H182ZM182 208H181V209H182ZM45 209H46V207H45ZM81 209H82V208L80 207V210H81ZM89 209H90V207H89ZM91 209H92V208H91ZM91 209H90V210H91ZM110 209H111V208H110ZM121 209H122V208H121ZM171 209H172V207H171ZM179 209H180V207H179ZM70 210H71V209H70ZM77 210H78V209H77ZM95 210H96V209H95ZM95 210H94V211H95ZM122 210H123V209H122ZM140 210H142V209H140ZM151 210H152V209L148 210L149 213L152 212ZM173 210H174V209H173ZM176 210H177V209H176ZM57 211H58V210H57ZM63 211H64V210H63ZM87 211H88V209H87ZM137 211H138V207H137ZM162 211H163V210H162ZM164 211H165V210H164ZM168 211H169V210H168ZM174 211H175V210H174ZM177 211H178V210H177ZM221 211H222V210H221ZM75 212L77 213V211H75ZM80 212H82V211H80ZM88 212H89V211H88ZM141 212H142V211H141ZM183 212H184V211H183ZM63 213H64V212H63ZM63 213H62V214H63ZM85 213H86V212H85ZM123 213H124V212H123ZM133 213L135 214V212H133ZM149 213H148V214H149ZM152 213H153V212H152ZM167 213H168V212H167ZM175 213H176V212H175ZM186 213H187V212H186ZM208 213H209V212H208ZM259 213H260V212H259ZM64 214H65V213H64ZM64 214H63V215H64ZM78 214H79V212H78ZM83 214H84V213H83ZM87 214H88V213H87ZM89 214L92 215V213H90V212H89ZM134 214H133V215H134ZM143 214H144V213H143ZM172 214H173V213H172ZM67 215H68V214H67ZM80 215H81V214H80ZM108 215H109V214H108ZM182 215H183V214H182ZM85 216H86V214H85ZM125 216H126V215H125ZM149 216H150V214H149ZM161 216L163 217V215H161ZM186 216H187V215H186ZM224 216H225V215H224ZM226 216H227V215H226ZM262 216H263V215H262ZM83 217H84V216H83ZM83 217H82V218H83ZM87 217H89V216L87 215ZM87 217H85V220H86ZM91 217H93V216H91ZM117 217H118V216H117ZM117 217H116V218H117ZM150 217H151V216H150ZM150 217H149V219H150ZM162 217H161V218H162ZM166 217H167V216H166ZM179 217H180V216H179ZM182 217H183V216H182ZM78 218H80V217H78ZM93 218H94V217H93ZM147 218H148V217H147ZM159 218H160V217H159ZM194 218H195V217H194ZM224 218H225V217H224ZM113 219H114V218H113ZM113 219H112V221H113ZM118 219H119V218H118ZM120 219H121V218H120ZM163 219H166V218H163ZM167 219H168V218H167ZM184 219H185V218H184ZM229 219H231V218H229ZM80 220H81V219H80ZM83 220H84V219H83ZM127 220H128V219H127ZM150 220H151V219H150ZM150 220H147V221H150ZM189 220H190V218H189ZM262 220H263V219H262ZM74 221H75V220H74ZM114 221H115V219H114ZM114 221H113V222H114ZM134 221H135V220H134ZM160 221H161V220H160ZM160 221H159V222H160ZM163 221H164V220H163ZM190 221H191V220H190ZM199 221H200V220H199ZM233 221H234V220H233ZM124 222H125V221H124ZM127 222H128V221H127ZM170 222H171V221H170ZM179 222H180V221H179ZM259 222H260V221H259ZM94 223H95V221H94ZM121 223H122V222H121ZM128 223H129V222H128ZM135 223H136V222H135ZM163 223H164V222H163ZM192 223H193V222H192ZM204 223H205V222H204ZM90 224H91V223H90ZM113 224H114V223H113ZM113 224H112V225H113ZM136 224H137V223H136ZM148 224H149V222H148ZM164 224H166V221H165ZM184 224H185V223H184ZM190 224H191V222H190ZM227 224H228V223H227ZM94 225H96V224H94ZM116 225H117V224H116ZM140 225H141V224H140ZM156 225H157V224H156ZM158 225H159V224H158ZM158 225H157V226H158ZM160 225H161V224H160ZM160 225H159V226H160ZM186 225H187V224H186ZM202 225H203V224H202ZM206 225H207V224H206ZM231 225H233V224H231ZM117 226H118V225H117ZM146 226L149 227V225H146ZM146 226H144V229H145V231L148 232V230H146V228H145ZM157 226H156V227H157ZM161 226H162V225H161ZM164 226H165V225H164ZM174 226H175V225H174ZM192 226H193V224H192ZM196 226H197V225H196ZM263 226H264V225H263ZM263 226H262V229L264 228ZM88 227H89V226H88ZM98 227H99V226H98ZM167 227H168V226H167ZM177 227H178V226H177ZM186 227H187V226H186ZM188 227H189V226H188ZM209 227H210V226H209ZM93 228L95 229V226H94ZM111 228H112V227H111ZM114 228H115V227H114ZM114 228H113V229H114ZM122 228H123V227H122ZM157 228H158V227H157ZM157 228H156V229H157ZM169 228H170V227H169ZM175 228H176V227H175ZM203 228H204V227H203ZM206 228H207V227H206ZM88 229H89V228H88ZM120 229H121V227H120ZM130 229H131V228H130ZM148 229H149V228H148ZM151 229H153V228L151 227ZM191 229H192V228H191ZM90 230H91V229H90ZM97 230H98V229H97ZM135 230H136V229H135ZM197 230H198V229H197ZM98 231H99V230H98ZM151 231H153V230H151ZM167 231H168V230H167ZM204 231H205V230H204ZM93 232H95V231H93ZM112 232H113V231H112ZM116 232H117V231H116ZM116 232H115V233H116ZM147 232H144V237H145L144 239H146L145 233H147ZM156 232H157V230H156ZM171 232H172V231H171ZM190 232H191V231H190ZM197 232H198V231H197ZM207 232H208V231H207ZM209 232H210V231H209ZM96 233H97V232H96ZM120 233H121V232H120ZM126 233H127V232H126ZM93 234H95V233H93ZM111 234H112V233H111ZM149 234H150V233H149ZM191 234H192V233H191ZM195 234H196V233H195ZM263 234H264V233H263ZM117 235H118V234H117ZM130 235H131V234H130ZM146 235H148V233H147ZM151 235H152V234H151ZM151 235H150V236H151ZM91 236H92V235H91ZM104 236H105V235H104ZM122 236H123V235H122ZM153 236H154V235H153ZM99 237H100V236H98V238H99ZM101 237H102V236H101ZM115 237H117V236L115 235ZM120 237H121V235H120ZM120 237H119V238H120ZM131 237H132V236H131ZM158 237H159V236H158ZM201 237H202V236H201ZM207 237H208V236H207ZM238 237H239V236H238ZM241 237H242V236H241ZM244 237H245V236H244ZM91 238H92V237H91ZM95 238H96V237H95ZM102 238H103V237H102ZM108 238H109V237H108ZM128 238H129V237H128ZM191 238H192V237H191ZM197 238H198V237H197ZM99 239H100V238H99ZM112 239H114V238H112ZM238 239H239V238H238ZM92 240H93V239H92ZM108 240H109V239H108ZM126 240H128V239L126 238ZM134 240H135V239H134ZM153 240H154V239H153ZM246 240H247V239H246ZM110 241H111V240H110ZM110 241H109V244H108V245L111 244ZM113 241H114V243H115V239H114ZM116 241H118V240L116 239ZM119 241H120V239H119ZM121 241H122V240H121ZM121 241H120V244H121ZM147 241H148V238H147ZM150 241H151V240H150ZM159 241H160V240H159ZM98 242H99V240H98ZM103 242H104V240H103ZM105 242H106V241H105ZM122 242H123V241H122ZM126 242H127V241H126ZM126 242H124V243H126ZM136 242H138V241H136ZM151 243H152V242H151ZM155 243H156V242H155ZM163 243H164V242H163ZM93 244H94V243H93ZM117 244H118V243H117ZM138 244H139V243H138ZM145 244H146V243H145ZM149 244H150V242L148 243V245H149ZM159 244H160V243H159ZM193 244H194V243H193ZM201 244H202V243H201ZM205 244H206V243H205ZM99 245H100V242H99ZM111 245H114V244H111ZM111 245H110V246H111ZM121 245H122V244H121ZM121 245H120V246H121ZM127 245H128V244H127ZM130 245H132V243H131ZM130 245H129V247H130ZM152 245H153V243H152ZM152 245L150 246V248H152ZM155 245H156V244H155ZM206 245H207V244H206ZM209 245H210V244H209ZM104 246L106 247L105 244H104ZM146 246H147V244H146ZM159 246H160V245H159ZM161 246H162V245H161ZM167 246H168V245H167ZM191 246H192V244H191ZM102 247H103V246H102ZM105 247L103 248L104 250L106 249ZM113 247L115 248V246H113ZM113 247H112V248H113ZM118 247H119V246H118ZM217 247H218V246H217ZM246 247H247V246H246ZM114 248H113V249H114ZM130 248H131V247H130ZM147 248H149V247H147ZM150 248H149V249H150ZM162 248H163V247H162ZM202 248H203V247H202ZM250 248H251V247H250ZM100 249H102V248L100 247ZM120 249H121V247H120ZM138 249H139V248H138ZM156 249H157V247H156ZM130 250H131V249H130ZM157 250H158V249H157ZM101 251H103V250H101ZM107 251H108V250H107ZM120 251H121V250H120ZM138 251H139V250H138ZM152 251H153V250H152ZM169 251H170V250H169ZM176 251H177V250H176ZM104 252H105V251H104ZM104 252H103V253H104ZM123 252H125V251H123ZM127 252H128V249H127ZM129 252H130V251H129ZM131 252H132V251H131ZM157 252H158V251H157ZM162 252L164 253L163 250H162ZM119 253H120V252H119ZM170 253H171V252H170ZM176 253H177V252H176ZM262 253H263V252H262ZM262 253H261V254H262ZM115 254H116V253H115ZM131 254H132V253H131ZM131 254H130V256H131ZM136 254H137V253H136ZM167 254H168V253H167ZM171 254H172V253H171ZM193 254H194V253H193ZM134 255H135V254H134ZM155 255H156V254H155ZM161 255H162V254H161ZM103 256H104V255H103ZM121 256H122V255H121ZM140 256H141V255H140ZM140 256H139V258H140ZM171 256H173V255H170V257H171ZM216 256H217V254H216ZM216 256H215V257H216ZM125 257H126V256H125ZM125 257H124V258H125ZM157 257H158V256H157ZM205 257H207V255H206ZM205 257H204V258H205ZM104 258H105V256H104ZM111 258H112V257H111ZM114 258H115V257H114ZM121 258H122V257H121ZM141 258H142V257H141ZM127 259H128V258H127ZM132 259H133V258H132ZM161 259H162V258H161ZM171 259H172V257H171ZM173 259H174V258H173ZM173 259H172V260H173ZM183 259H184V258H183ZM212 259H213V258H212ZM106 260H107V259H106ZM143 260H144V259H143ZM162 260H163V259H162ZM130 261H131V260H130ZM141 261H142V260H141ZM157 261H158V260H157ZM174 261H175V259H174ZM120 262H121V261H120ZM122 262H123V259H122ZM133 262H134V261H133ZM128 263H129V262H128ZM171 263H172V262H170V264H171ZM173 263H174V262H173ZM201 263H202V261H201ZM215 263H216V262H215ZM121 264H122V263H121ZM124 264H125V263H124ZM148 264H149V263H148ZM164 264H165V263H164ZM175 264H178V263H176V261H175Z\"/></svg>",
	"mask_w": 264,
	"mask_h": 264
}]
</instances>
